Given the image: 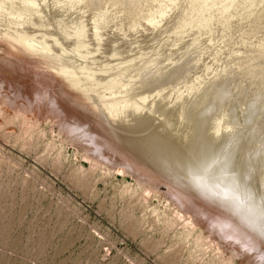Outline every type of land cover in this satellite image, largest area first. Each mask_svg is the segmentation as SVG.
Instances as JSON below:
<instances>
[{
	"label": "rangeland",
	"instance_id": "374dc122",
	"mask_svg": "<svg viewBox=\"0 0 264 264\" xmlns=\"http://www.w3.org/2000/svg\"><path fill=\"white\" fill-rule=\"evenodd\" d=\"M31 1H33V0H31ZM34 1H36V0H34ZM37 1L39 2L37 4H42V2H40L39 0H37ZM41 1H43V0H41ZM49 1L50 0H44L45 3H43V4H47ZM72 1L73 0H68L67 2H72ZM77 1L78 0L73 1V2H75L73 4H75V5L78 4L77 6L74 5L77 12L75 11V9L74 10L71 9L72 12H70L71 11L70 10L67 12V14L64 13V15H63V13L62 14L58 13V14H60L61 17L56 14L58 20L56 19L54 21L58 22L59 19L62 17L63 18L61 20L62 21H63V19L65 20V18L69 14V12L72 13V15L69 14L71 17L68 16V18L65 21H63V22L61 21L62 22V23H60L61 25L58 24L59 22L57 23V22H54L53 20H51L52 23L54 22V24H52V26H50V27H52V29L49 26H47V27L44 26L46 29L50 28V30L53 32H51L49 30H48L49 32L47 30L44 31L45 28L44 29L39 28L40 29L39 30L37 28L33 29L35 27H33V28L31 27V29H30L29 26L26 27L25 25H24L25 27H23L22 29H20L21 26H19V27L14 26L15 29H13L14 27H12L11 29L14 31V32L11 31L12 33L10 32L11 29L9 30V35H11L13 33L18 34V35L13 34L10 36V37L15 36V38H16V35L18 36L17 38H20L19 35L23 36V33H24V36L26 37L25 32H27L26 34H28L29 36L27 35L26 38H28L29 40L32 39V40H30L31 44L33 43L32 46L33 45L35 46L36 42L41 37H42V39H44V37H45L44 41L43 40H40V41H42V43L44 44L42 46L43 49H45V47H47V49L49 48L48 49L49 55H47V58H48V56H50L49 57L50 59L48 58L49 61H47V59H45V58H44V60H43V58H42V60L40 58H39L40 60H35V59H38L37 54L40 52L39 51V50H41L40 48H42L39 46V45H42L40 43V41H39L40 44L36 45V47L38 46L37 48L39 50L36 49V47H33L34 50L36 51L35 54L37 57L34 56L35 54L34 55L32 54L34 57H32L31 54H30L31 56L28 55V56H30V57H28L25 54H23L22 50H19L18 52H15V53H12L10 51L9 47H6V46L1 47L0 46V65L3 62L2 65H8L10 67V70H9L10 73L11 74L14 73L13 76L11 75V77H13V78H11L9 75L7 77L11 78V79H8L6 77V74L9 72L7 70L8 68L7 69L3 68V70L6 69L8 72L1 71L2 69H0V74L3 75L6 72L4 77L7 79H5V80H7V81L10 80L7 83L3 79L4 77L0 75V77H1L0 78V89H1V91H0V264H264V252H263L264 248H262V247H264V228H263L264 226L262 225L261 222H258L261 220L260 219L261 217H263V219H264V216H263L264 202L262 205V201H264V200L261 198V192L262 191L264 192V189L261 190V187H262V185L264 186V183L261 184V186H259L260 183L262 182L260 180L264 179V172L261 174V172L264 171L263 170L264 168H262L261 171L257 170V169H260V167H262V164L264 165V163H263L264 162V159H263V157H264V147H263L264 146V116H263L264 115V109H263L264 108V102H263L264 101V99H263V97H264V76H263L264 71L262 70V68L264 67V64H263L264 63V56H262L263 53H261V52L260 53L262 55L260 56V54H259V49L263 50L262 47L264 48V46H262L263 44H261V46H262L261 48L259 47L257 49V47L260 45V43L264 42V16L261 17V18H263L261 20L255 19V22L253 20L247 24H243L242 25V27L244 26L243 29H242V27H238L239 31H237L238 29H236L237 27L234 25V22L233 23L231 22L233 19H231V21L228 24H226V26L225 25H223V26L218 25V23H219L218 22V18H219L218 16L220 15L218 11L220 9L215 8V10H218V11L213 10V13H214V11L217 12V13H215V15L212 14L211 9H210V12L212 15L211 17H213V16H215V17L213 19L208 18V16L210 15V12H207V15H205L204 12L206 13V11H207L206 7L208 8L211 6H207V5L202 6V7L205 6L204 7L205 9L203 11L202 7H200L202 9L201 10L197 6H192V7L188 6L187 3H185V6H184V1H182L183 2L182 4H179V3H181L180 0H179V2L177 0H175V3L177 4L176 6L172 4L174 2H171L170 4H172V5H169V3L165 4L161 0H160L161 2L159 0H157V1L156 0H153V1L152 0H142V1L141 0H133V1H130V3H128V1L125 2V0H103V1L102 0H90V1L86 0L87 1L86 3L89 4V5L86 4L87 5V7H86L84 4L85 0H79V1H82V3L84 4L83 5L81 3L82 4L81 6L82 7L85 6V8H82L80 6L79 2H77ZM92 1H93V3H92ZM216 1L218 2V1H222V0H216ZM76 2H77V4H76ZM127 3H128V5H127ZM94 4H96V6ZM263 6H264V4H263ZM77 7L82 8L81 11H79V12H82V11L83 12L79 13L78 10H80V9H77ZM94 7H96V8H94ZM178 7H180V8H178ZM88 8H90V9H88ZM142 8H143V10H142ZM168 8H169V10L171 8V10L169 11ZM173 8H174V10H173ZM188 8H190L192 13ZM218 8H221V7H218ZM263 8L264 7H262V9ZM126 9H128V10H126ZM73 11L76 12L75 13L76 15L82 14L81 15L82 17L81 16L79 17V15H78L77 18H75L76 15L74 14L75 17L72 18V16H74ZM193 11H194V13H193ZM164 12H166L167 20L169 19V20H174V21H166V23H165L166 27L163 28V32H161L162 31V29H161L160 30L161 33L158 32L159 33L158 35L155 34L156 36H159V38H155V35H153L151 33V31L152 32L154 31L155 28H153V27H155L156 23H157L156 27H159L158 25H161V23L159 21L162 19L159 20L158 18H160V15L162 18V14L164 16ZM221 12L222 11H220V13ZM53 13H54L53 10L51 11L50 9H48L46 11V14H47L46 17H49L48 19H50V17L53 16ZM142 13H144V14H142ZM200 13L205 15V16H203V15L202 16L206 17V20L208 19L206 22L209 21L208 23H210L209 25L206 22L204 24V21H205L204 18H203V22H202L203 25L200 23L202 25V28L205 27L206 25H207V27L210 26L209 28H207V31H210L209 34H207V36H204L202 38L198 37L199 36L198 31H200V30H196V28H198L200 26V24H197V23L202 20V18L200 19L201 15L197 16L196 14L199 15ZM157 14H159V15H157ZM182 14H184V15H182ZM156 15H157V17L158 16L159 17L157 18ZM172 15H173V17H171ZM191 15H193V16H191ZM148 16H151L152 18L150 17L151 19H149ZM176 16H177V18H176ZM185 16L187 17L186 19H185ZM120 17H121V19H120ZM194 17H195V19L200 20L198 22H197V20H195L197 23L194 22L195 25L196 24L198 25V27L193 25L194 24L193 23L192 25L194 27L192 25L191 26L195 29L191 28L188 32H186V34L183 33L182 31H181L182 33L178 32L179 34L181 33V35L184 34V36H181V42H180V38H178L180 36H178L179 34L177 33V31L179 30L178 25L180 26L182 23L186 22L187 20H191ZM53 18L54 19L56 18L55 15L52 17V19ZM70 18L73 21H75L77 28H74V27H76V25L73 24V21H70L71 20ZM86 18H87V20H86ZM95 18L98 22H96ZM99 18H101V19H99ZM144 18H145V20H144ZM163 18H166V17H163ZM220 18H221V16H220ZM139 19H140V21H139ZM80 20H82L83 23H81ZM153 20H155V21L158 20V21L155 22ZM164 20L165 19H163L162 22H165ZM212 20L217 25L215 23L213 24ZM257 20H259L258 21L259 24H258V22H256ZM4 21H6V20H4ZM7 21L4 24L10 23V22L7 23ZM77 21H78V24L80 21L79 25L77 24ZM113 21L117 22V24L121 28L119 27V29H117L116 28V27H118L117 24L115 27H113V29L111 27H109V25L111 23L113 24ZM3 22H2V24L0 23L1 26L3 25ZM91 22H93V23H91ZM100 22H101V24H100ZM120 22H121V24H120ZM135 22H137V23H135ZM153 23H155V24H153ZM256 23H257V25H255ZM56 24H57V26H56ZM133 24H134V26H133ZM146 24H148V25H146ZM53 25H55L56 29H54L55 27ZM84 25H86L88 28ZM149 25H150V27H149ZM254 25H255V27H259L260 29L254 28ZM1 26H0V31L4 29L3 26L6 27L7 25L6 26L3 25L2 27ZM62 26L65 27V28L63 27L64 28L63 31L67 32V33L66 32L64 33L66 35H64L62 33ZM83 26L86 28H84ZM132 26L135 29H133ZM143 26H145V27H143ZM78 27L82 31L84 29V31L82 32L80 29H78ZM94 27H95V29H94ZM107 27L109 29L111 28V30L109 31V29H107ZM175 27H177V28H175ZM232 27H234V28H232ZM252 27L254 29H257L259 32L253 31ZM27 28H29V29H27ZM58 28H59L60 32L58 31ZM115 28L117 29V31L114 30ZM129 28L131 31L129 30ZM172 28L178 29V30H174ZM240 28H241V30H240ZM244 28H245V30H244ZM23 29L28 30V31L22 32L21 30H23ZM72 29H73L74 33H72V34L70 33L71 37H69L68 33L72 32L71 31ZM74 29H76V30H74ZM224 29H226V30H224ZM17 30H19L20 34L18 32H16ZM37 30H39V31H37ZM67 30H69V31H67ZM78 30L80 32H78ZM123 30H124V32H123ZM194 30L196 32L195 34H194ZM228 30L231 31V34L233 33L232 37H231V34L229 33ZM56 31H57V33H56ZM86 31H88L89 33ZM93 31H95V33ZM126 31L127 32L129 31V32L127 33ZM190 31H192V32H190ZM224 31L226 32V35H224V33H225ZM235 31H237V33ZM58 32H59V34H58ZM77 32L80 34L85 32L86 36H84L85 38L83 37V39H85V40H86V38H88L87 36L90 34L91 35L89 37L93 36L92 37L93 39L98 40V42L96 41V43H98V44L92 45L95 43V40L92 39L93 40V42H92V40L90 38H88L91 41L87 42V40H86V42L84 41L85 42L84 43L83 39H82L81 42H83L85 45V46H83V50L85 49V51H83L84 54L82 55V56L85 55L83 58H85V57H87L86 59H88L89 57L93 58L96 56L95 54L99 53L98 54L99 59L97 58L98 61L96 59V57L98 55L95 57V60H94L95 62L97 61L96 64L94 63V66H96V67H92L93 65L89 66L88 64H87L88 66H85V64H83L84 66H80V69H81V67H83L84 69L82 68L83 70L81 69V71L79 69L75 70L77 73H82V71H84L83 73H85V71L87 72V70L90 67H91L90 70L93 69L92 71H94V70L98 71L100 68L105 70L106 66L108 68L107 71L111 70L109 68H112V69L115 68V69H113V71L118 72L120 70L119 69L116 70L115 66H117V68H118L119 63H120L119 65H121L120 67H122V65L124 63L125 64L123 66H125V65L127 66L130 63L129 61L132 60L131 62L133 64V66H130L129 69H127L128 68L127 67L126 68L127 70L124 69L125 71L123 70L126 75L124 73H122L123 71H120L124 75L123 76L119 75V79H120V76H122L123 78L128 76L126 78L128 79V81L130 83V80L131 79L133 80L135 77V79L133 80L134 82H132V80H131V83H130L131 86L133 85L134 87H131L129 83H127V86L129 85V87H126V85H124V86L121 85L123 83L120 84L122 86V87H120V85L118 84V83H120V82H118L119 79H117L118 77L114 78L115 74L113 72V74H114L113 75L112 71H110L111 74L113 75V76L110 75V77L112 76V78H113V79L110 78L111 80L109 78L107 79V77H106V76H109L110 72H108V74L105 77L104 76L102 77L101 75L94 77V78H96V80L95 81L92 80L93 82H90V83L95 84L94 82H96V86L98 88L95 85L90 86V85H92V84H90L89 87H87V88H89V90H88V89H84V88H86V86H84V88L79 87V85H80L79 83H77V84H79L78 86L75 85L76 82L75 83L73 82V86H70V85L68 86L67 84L65 85L64 83H62L58 79V77H57L58 75H56V73L61 72L59 74H62L64 72H66L67 70H69L68 67H70V65H68V64H70L73 57H71L72 56L71 55L72 49H70V47L72 46V41L68 42L69 41L68 39L69 38H70V40L73 39V45L76 42L78 43V36L80 34H77ZM227 32H228V34H227ZM45 33H47V34L45 35ZM49 33H50V36L48 35ZM175 33H177L178 35ZM56 34H58V35L62 34V35H60V37L64 35V37H66V38L68 37V39L66 40L64 37H62L65 39V41L63 42L64 44H63L61 42L64 39L60 38ZM130 34H132V35H130ZM143 34H145V35L143 36ZM161 34H163V35H161ZM107 35H109V36H107ZM152 35H153V37H152ZM251 35L253 36V38ZM24 36H23V38H24ZM95 36H96V38H95ZM220 36L224 37L223 40H222V37L220 38ZM226 36H228V38ZM57 37H59V38H57ZM98 37H100V38H98ZM151 37L155 38V41H154V39L152 40ZM54 38L56 40H54ZM74 38H75V40H74ZM109 38H110V41H109ZM118 38H120V41ZM177 38H178V40H177ZM182 38L184 40H182ZM188 38H189V40L187 41ZM244 38H246L247 40H245ZM25 39H23V40L27 44L29 42V40H27V39L25 40ZM105 39H107V40H105ZM195 39H197V40H195ZM58 41H60V44L58 43ZM186 41H187V43H186ZM247 41L248 42L249 41L250 42L255 41L256 43L251 42L252 43L251 44L250 42L248 43ZM137 42L139 45V49H135V48H137L138 45H135L136 47L134 46V48L131 47V44L133 45V44H136ZM141 42H142V44H141ZM177 42H180V43H177ZM53 43H56L57 46ZM86 43H88V44L90 43V44L88 45ZM183 43H186V44H183ZM213 43H215V44H213ZM49 44L55 45L56 47H48V46H50ZM107 44H109V45L107 46ZM253 44H255V45L253 46ZM256 44H258V46ZM68 45H70V46H68ZM169 45H170V47H169ZM224 45L225 46L227 45V46L225 47ZM246 45H248V46L250 45L249 48ZM76 46L77 45L75 44V46H72V47H76ZM92 46H93V48H92ZM118 46H119V48H118ZM215 46H217V47H215ZM130 47L132 48V52H131V50H129V49H131ZM210 47L215 48V49L212 50ZM50 48L54 52L53 51L51 52ZM54 48H56V49L54 50ZM134 49H135V52H134ZM37 50L39 52H37ZM62 50L63 51L68 50L69 52L65 53L66 52L65 51L62 53ZM108 50H109V52H108ZM137 50H139L140 52ZM129 51L131 52L130 53L131 55L128 54ZM200 51H201V53H200ZM204 51H206V52H204ZM207 51H211L209 54H211L212 56L211 55L207 56L208 55ZM59 52L61 53V55H59L60 54ZM169 52H171V54H172L171 55V57H172L171 61L166 59L168 55L170 57ZM53 53H54V55H53ZM69 53H70V55H68ZM166 53H167V55H166ZM204 53H207L206 56L202 55ZM12 54H14V55H12ZM115 54L118 56H116ZM17 55L19 56V58L17 57ZM57 55L62 56L63 59L66 58V59H64V61H63V59L61 60L63 63H60V66L61 65L62 66L57 68L58 71L55 69L53 70L52 64L51 63L49 64V62H51L50 60L53 56H55V58L59 57ZM65 56H67V57H65ZM137 56L139 58H137ZM218 56H222V57H218ZM258 56H260V57H258ZM261 57H263V59ZM114 58H117V59H114ZM134 58H135V60H134ZM12 59H13V61H12ZM52 59H54V57ZM126 59L129 61H127ZM156 60L158 62H156ZM173 60H174V62H173ZM169 61L171 62V64ZM103 62H105L104 64L106 65V66L104 65L105 66L104 68H102ZM126 62H127V64H126ZM163 62L165 65H167L166 69H165V67H163L164 66ZM180 62L181 63L184 62V63L181 65ZM45 63H47V64H45ZM179 63L181 65L182 69L179 67L180 66ZM107 64H109V65H107ZM132 64L130 63V65H132ZM142 64H143V66H142ZM147 64H149L151 67ZM18 65H19V67H18ZM113 65H115V66H113ZM136 66H140V67H136ZM141 66H142V68H141ZM148 66L150 67V69L153 66L154 67L160 66V68L157 69V68L153 67V69H151L152 70V72H151L150 69H149L150 71L148 69H147L148 71L146 70V68H149ZM173 66H175V68H177V70ZM258 66H259V68H258ZM0 67L2 68V66H0ZM85 67H86V69H85ZM135 67L139 68L141 71L134 69ZM162 67H163V70L161 69ZM16 68H19V69H16ZM178 68H180L181 70L179 69V71H178ZM15 69L17 70V72ZM61 69H62V71H61ZM143 69H145L144 70L145 72L142 71ZM164 69H165L166 74L165 73L162 74L160 71V70L164 71ZM169 69L171 72L169 71ZM171 69H174V71L176 70V73L174 74V71H172ZM246 69L248 70L247 74L245 72ZM90 70H88V71H90ZM128 70L130 73L127 72ZM134 70H135V76H133V78H132V75L130 76V74L134 75ZM154 70H156V72ZM157 70L159 72H157ZM136 71H139L140 73L136 72ZM167 71L169 72L168 73L169 76H167ZM219 71H220V74H219ZM225 71L226 72L228 71L227 73H229L230 76ZM242 71H243V73H242ZM50 72H51V74H50ZM120 72L118 74H121ZM142 72H144V73L142 74ZM203 72H205V73H203ZM223 72H225V73H223ZM253 72H255V73H253ZM128 73H129V75H127ZM146 73L147 74L150 73V77H149V74L147 75ZM152 73H154V75ZM158 73L165 75L166 78H164L165 76H162L161 74H160L161 77H159L160 75L159 76L156 75ZM244 73L246 74L245 76H244ZM118 74L116 76H118ZM176 74H177V76H174ZM213 74H214V77H213ZM217 74H219V75H221V74L226 75L227 74V76L225 77V75H224V78H223V75L220 76V77H222L221 78L222 81H221V80H219V78H218L219 75H217ZM259 74H261V75H259ZM138 75H139V77H138ZM155 75H156V77H155ZM255 75L259 78H257ZM129 76L131 79H129ZM151 76L153 79L151 78ZM157 76L159 79L162 78V80L161 79L160 80L163 82H161L157 78ZM122 77H121V79L123 80ZM126 78H125V81L123 80L125 82L124 84H126ZM137 78H138V81H137ZM146 78H148V79L145 81ZM202 78H203V80H202ZM239 78H240V80H239ZM106 79H107L106 82L107 83L109 82L108 84H106V82H105ZM206 79H208V80H206ZM214 79H216V80H214ZM2 80H4L5 82ZM122 80H120V81H122ZM135 80H136V83H135ZM140 80H143V81L141 82ZM149 80H152L150 82H153V84L156 81H158L159 83L156 82L157 85L155 84L152 87H149V84L147 83V82H149ZM209 80H211V81H209ZM259 80L261 83L260 82L257 83ZM2 82H4V83H2ZM137 82H138V85H137ZM203 82L206 84L204 85ZM208 82L209 83L211 82V84H209ZM97 83H100V84H98L99 86L97 85ZM102 83H103V85H102ZM104 83H105V85H104ZM143 83H147V84L145 85ZM200 83H203V84L200 85ZM53 84L55 85V88H54ZM82 84L83 83H81L80 86L84 85V84L83 85ZM115 84L120 89H118L117 86L115 87ZM214 84H215V87H214ZM226 84H228V85H226ZM100 85H101V87H100ZM107 85H109L110 87ZM143 85L146 86V89L143 87ZM197 85L199 87L202 85H203L202 87L205 86L204 91L199 90L198 89L199 87ZM51 86H53V87H51ZM195 86H197V87L195 88ZM13 87H14V89H13ZM71 87H73L72 90H71ZM108 87L111 89H116V90H112V92L114 91V94L116 93L115 97L113 95H111V93H112V92L110 93L111 89L109 91ZM125 87L129 88L128 90H130V91H128L127 89H123ZM202 87H200V89L203 90ZM33 88H34V90H33ZM35 88H39V90L35 89ZM78 88H80V89L77 90ZM99 88H101L100 89L101 91H98ZM188 88L189 89L191 88L192 90H194V88L197 89V94L200 92V95L202 97H203L202 93L204 92L203 94L206 95L207 98H206V96H204L203 100H201L200 99L201 96L198 94L200 96L199 100L197 98H195V101H193V102L194 103L196 102V104H197V102L200 101L201 106L206 105V108H209L210 106H213V104H215V103L212 104L211 100H210L211 103H210V101H206V100H209L208 98L213 100V98L216 97L215 98L216 100L214 99L213 102L216 101L217 103L219 102V104L221 102L224 105L227 103L224 106L225 108L227 106V110H225V108L222 107L223 106L222 104H220L222 108H220V105L218 104L219 109L217 111H215V109H216L215 105L217 103L213 106L215 109L212 107L213 108L212 110H214L216 113V114L215 113L214 114L217 115V116L214 115V118H213V115H210L212 118L208 117V113H209L211 108H209L207 110L208 112L206 111L207 117L212 119V120H209L206 117L207 118L206 120L210 121V122L208 121L209 124L212 122L214 123L213 126L210 124L211 125L210 128H212V127L214 128L215 124L217 123L216 124L217 127H219V128L221 127L223 130L225 129V131H226V128H227V130L229 129L228 130L229 132L224 131L223 139L221 140L222 142L225 143V141H224V139L226 138L225 135L232 132V130H234L233 133L229 134V135H232L231 137H233V134H235V133H236V135H237V133L240 134L239 132L242 131L243 129L246 132L243 131L242 132L243 134L241 133L242 134L241 136L237 135V136H239V137H236L237 139L235 137H233V139L235 138V140H231L232 138H230L231 143L232 142L236 143L235 142L236 140L240 141L241 140L240 138L242 136H244L245 133L246 134L249 133L248 134L249 139L248 138L245 139L244 137H242V140H244V141L246 140L247 142H244L242 140L241 141L243 143H245V144L247 143V144L244 146L242 145L243 147L241 146V149H238V146L241 145L242 142L240 141L241 144L239 143V145L236 143L235 145L236 146L238 145V146H237V148H235V147H233L234 143L233 144L229 143L230 140L228 137H230V136L228 135L227 136L228 140L226 142V145H227V143H229V145L225 146L223 144L224 146L223 145L221 146V143L219 142L218 143L219 147L217 145L218 150L220 149V147H223V148H221L220 151H218V152H217V150L213 151V153L215 154L213 159H215V158L216 159L218 158V159L216 161L211 159L210 162L213 163V161H215L218 164V166L220 165V167L223 165L221 163L226 162V163H224V165L225 164L226 165L225 166L223 165L225 168L222 167L223 172L226 171V169L229 170L231 168L230 164L233 165L234 162H236L234 164L236 165L237 168L240 165H244V164L248 165V167L246 165H244L246 167V169L248 168L247 170H245V168L242 166H241V168L239 167L240 169H236L235 166H232L233 176H234V173H236L237 171L242 173L241 174L238 172V175L239 174H241V175H239V176L236 175V176H234V178H232L233 181L235 180L234 182L238 183L240 181V183H238V184L232 182L233 183V187H232L233 189L235 186V189L233 190L234 194H236V192H235V190L237 188L236 184L237 185H239V184L241 185L242 183L246 184L245 182H250V180H253L252 176H254L253 173L255 171H256L255 172L256 175L254 176V179L257 178L256 176H257V172H258V175H260V177L258 176L260 183L257 181V179H255V181L254 180L253 181L256 184L258 183L259 185L254 184L255 186H252V181L250 182L251 184L248 183L247 187H249V189L246 187V185H245V187H246V189H245L244 184L241 186L239 185L241 187V189L239 190L238 188H240V187H238L236 191L239 190L241 193H244V194H242L243 196L240 197L241 196L240 192L239 193L237 192V194L238 195L240 194V195H239V197L237 196V198L234 197L236 199L232 203L234 205L233 209L226 206L227 203L222 198H220V197L217 198L216 196H215V198H213V196L211 195V194H215L216 190L219 191V186L221 183L219 181V179L221 180V178L216 180L217 183L214 182L215 184H213V185L203 187V189L199 188L198 191H196L195 196L201 200H207L208 198H210L211 203H214L219 207L227 209L228 212L230 213V215L233 216V219L236 222L241 223V221H243L242 225H240V227H238L239 231L241 233H243V231L245 233V230H247L245 234H247L248 238H250L252 240H254V239L258 240L260 238L261 241L263 240V242H262L263 244L260 243L259 246L256 245L258 247H256V246L253 247L254 249H252V251H251V249L246 250V248H245V246H247L250 242L242 241L241 243L240 242L237 243L233 240V238L231 239L229 236L223 235V232L221 229H219V230L213 229L212 230V227H211L212 221H213L212 219H213V217H215V213L210 212L211 210L206 209L207 210L206 211L207 216H205V217L202 216L199 218L196 215L195 211H193L192 208H190L189 206L186 205V202H187V200H189V196H190V190H189L190 187L188 185H185L183 187L184 188L183 190H179V192L182 193L181 198H178L176 196L173 197L171 195L172 190H175V187L177 185H179L180 181H182V179L180 180V179H176V178L171 177L172 173L175 172L174 171V165H172L175 162H173L169 166V164L163 163L164 161L162 162L158 158V155H157L158 152L157 151H154L155 155H157V157H156L153 155L154 152L151 150L152 149V147L150 146L151 141L149 140V142H148V139H151V137H152V133H151L152 130L149 127V126H151V123H150L149 117H147V115H149L151 112V115H149V116H153L154 118L156 117V119H158V117L160 116V113L158 112L157 114H159V115H157V114L155 115V113L157 112L155 110L157 108V106L161 105L163 103L162 101H164V100H165V102H169V103H171V102L176 103V102L181 101V99L183 98L182 96H184L186 94L185 92L192 91V90H189ZM220 88H222L224 93H222L223 92L222 91V92H220L221 94H219ZM259 88H260V90H258ZM81 89L83 91L85 90L84 95H83V91ZM95 89H97V90H95ZM117 89L119 91H122V92L124 91L123 93L120 92L123 94V96L125 95V92L127 90V92H128V95L126 92L127 97L124 96L122 98L121 94H119L120 95V97H119V95L117 94ZM121 89H123V90H121ZM43 90L44 91L46 90L47 92L46 91L44 92ZM92 90L95 91L94 95H93L94 91L92 92ZM87 91H89V92H87ZM119 91H118V93H119ZM194 91H196V90H194ZM249 91H251V93ZM60 93H61V95H60ZM107 93L108 94L110 93L111 96L108 95ZM217 93H218V95H217ZM85 94H87V96ZM98 94H100V95L98 96ZM102 94L106 98H104V96ZM58 95H60V98L62 96H64L65 98L67 97V98L71 99L72 103L70 102V100L68 101L66 99L68 102H70V106L74 103L82 104L86 108L85 114L89 117L94 118L93 119L94 127L95 126L96 127L101 126V124L103 123L106 127V130L111 129V131L107 130V133L105 135L106 137L109 136L110 138H115V139L116 138L125 139V136L130 135L133 139L135 138L134 139L135 141H136V139H138V142H140L139 144H141L142 147L145 144V146L143 147L144 149L141 148V146H140V148H137V146H139L138 142L137 141L133 142L132 138L129 139L131 141L130 147H132V149L135 150L134 152H135L137 158L138 157L140 158V156H141V158H140L141 165L144 164L143 167L145 169L150 170L153 177H150V178L146 177L140 171L136 170L135 167H133V166L130 167L128 165V164H130V162H128L129 160H126V159H122V160L117 159L116 160V158H114V160H113V157L111 159V155H109L110 153H103L100 156L98 155L99 157H96L97 154L93 152V144L90 142L88 144H86L85 146L83 143L76 142V140L74 139V136L71 135L70 132L68 133L69 135L66 133L69 131L71 126H69L70 128H67L68 126L66 127L65 121L67 122V125H68L69 124L68 121L70 120L71 116H72V119H74V116H76L75 117L76 120L74 119L76 122L80 118H78L77 115H74L77 113H71V112L69 113L67 111L69 104L67 102H65L66 100H64L65 99L64 97L61 98V99L64 98L63 99L64 101L62 100L63 101V103H62V101L58 97ZM219 95L222 97H219ZM254 95H256L255 97L257 98L255 100L253 97ZM117 96L119 99L122 98V100L121 99L118 100ZM197 96L195 95L194 97H197ZM260 96H261V99H260ZM57 97L60 99V102L58 101ZM125 97H126V99H125ZM218 97L220 98V100L225 98L226 103L223 102L224 100L220 101ZM249 97H251L253 99V101ZM101 98H104L105 100H103V99L101 100ZM112 98H114L117 101L113 100ZM133 98L137 99L138 102L141 99H144L145 101L142 100L143 104H141V102H140V105H138V107L136 108V106L133 104V103H135L133 101L134 100ZM204 98H206L205 101H204ZM98 99H99V101H98ZM123 99H125V104H127L126 102H128V104L130 103L129 104L130 107H127L129 111L131 110V104H132L133 109L130 111L131 113H133L132 111H135V108L138 111V108L142 105V107H141L142 112H141L140 108H139V112H141L140 118H142V114H143L144 120L142 119V121H140L138 123L139 124L138 128H141V123H142V128H143V126L145 127V125L149 123L148 127H149L150 131H148L149 129L146 128L149 133L145 132L146 131L145 128H143L141 130H139L137 128V130L140 131V135L130 133L131 131L129 132V130H127L128 127H129L128 129L131 130V128L133 126L130 124L133 123V125H134L135 122L129 121L130 124L127 123V125H130V126H128V127H127V125H125L126 119L130 118L131 113L125 109L126 108L125 104H124L125 106L123 105V107H125V108L124 109L122 108V110H119V109H121V106H122L121 104H123V102H124ZM130 99H131V101H130ZM262 99H263V101H262ZM82 100H84V101H82ZM107 100H110V101L108 102ZM156 100H158V102L161 101L162 103L161 102L158 103ZM175 100H178V101H175ZM189 100L191 101V104H192V105L191 104L190 105L192 107L194 105V107H195L196 104H193V102H192V100H194L193 97H191ZM247 100H249V101H247ZM100 101H102L103 103ZM137 101H136V103H138ZM190 101H188V102L190 103ZM254 101H255V105L253 104ZM260 101H262V102H260ZM96 102H99V103L97 104ZM104 102L106 104L109 103V104H107V107H108V105H113V108H111L112 113L114 111H116L117 108H119L116 111L117 113L119 111L122 112L123 110H126V111H124L123 115L121 112H119L121 115L120 118H122L126 115L125 112L126 113L129 112V115L127 116L129 118H127L125 116V119H121V120H123L121 123L120 118H117L118 116H120L119 113H118V115L116 112L113 114L110 113L108 111L110 106H109V108H107L106 104L104 105ZM120 102H122V103H120ZM202 102H209L210 103L209 107H207L208 104H206V103L204 104ZM228 102H232V105L237 104L235 106L234 105L232 106L230 104L231 107H235V109H237V107H239V108L237 110H235L234 108H231L230 105L228 104ZM66 103L68 106L66 105ZM84 103L87 105L85 106ZM189 103H187L188 106H189ZM262 103H263V107L261 106L259 108V110L263 109V110H260V111H263V113L261 112V115H260L259 114L260 111L258 110V106H259V104L262 105ZM99 104H101V105H99ZM116 104H120L121 106L118 107V105H116ZM257 104H258V106H256ZM92 105H93V107H92ZM103 105L106 109H104V108L102 109L101 106H103ZM146 105L149 108H147ZM187 105H186V107H187ZM228 105L231 109H234V113L237 112L236 115L237 114H244L245 112H246L245 115L246 114L247 115L246 116L245 115H237V119H236V115L234 113H233V116H231L233 110L229 109ZM247 105H248V107H247ZM62 106H63V108H62ZM114 106H115V108H114ZM191 106L187 107V109H186L188 111V113L190 112L189 116L187 115L188 113H185V117L182 116V119L186 120L185 121V120L181 119L182 123L189 125L188 119H191V118L193 119V117H195V120L200 121V120H202V115H200V114L203 112V118H204V115H206V113H204V111L206 109H204V111H202L204 108L203 106H202V108L198 107L199 109H202L201 111L199 110L200 113H199V111L197 112L198 108L195 109L194 107H193V111L195 110L194 112L189 111L188 109H190ZM199 106H200V104H199ZM240 106L243 108L241 109ZM249 106H251V107H249ZM36 107H37V109H36ZM96 107L98 110L95 109ZM253 107L254 108L257 107V110L259 112L256 109H254ZM145 108L149 109V111ZM248 108H249V110H248ZM101 109L105 113L102 112ZM223 109L226 112H228V109H229V111L231 110L232 111V112L230 111L231 114L228 112L230 114V116H229V114L225 113V111ZM154 110H155V113H154ZM190 110H192V109H190ZM107 111H108L107 117L109 115V117L111 118L113 115V118H112L113 122L115 121L116 118L119 119L120 121L117 120L118 122L116 121L115 124H112L113 122L110 119V122H111V124H110L109 117L106 120L104 119V116L106 118L105 114L107 113ZM251 111H252V113H251ZM255 111H257V112H255ZM147 112H149V113H147ZM192 113L193 114L199 113V114L193 115ZM210 113L212 114V112H210ZM254 113H258V114L256 115ZM91 114L93 116H91ZM114 114L116 115V118H114L115 117ZM223 114H227L226 117L228 116V119H224L225 115H223ZM78 116L81 117V115H79V114H78ZM238 116H239V118H238ZM240 116L243 118H241ZM256 116H258L259 118L261 117V118L259 119L257 117L258 118V121H257ZM262 116H263V118H262ZM98 117H99V119H98ZM245 118H247V119L245 120ZM249 118H254V119H252L253 120L252 122L256 121L257 125L255 123H252L253 124L252 125L250 123L251 119L249 120ZM255 118H256V120H255ZM72 119L70 120L71 121L70 123L72 125H74L76 122L75 123L73 122L74 123L73 124L72 121H74V120H72ZM145 119L147 120V122L145 121ZM242 119L244 121H242ZM227 120H229V121L231 120V123H229V122L227 123L226 122ZM237 120H239V121H237ZM259 120H260V123H259ZM192 121L193 120L190 121L191 126L194 124V123L192 124ZM127 122H128V120H127ZM145 122H146V124H145ZM224 122H226V123L224 124ZM245 122H247L245 124L247 126L245 127V125H244L243 126L244 128L242 129L241 124H244ZM117 123H120V124L125 123L124 124L125 127H123L124 125L123 126L120 124L118 125ZM248 123L250 125H252V127L249 126ZM63 124H65V125L63 126ZM143 124H145V125H143ZM227 124H229V125H227ZM231 124H233V125H231ZM239 124H240L241 128L238 127ZM226 125H227V127H226ZM91 126H92V124H91ZM120 126L123 127L124 129L126 127L127 128L124 130L123 128H120ZM94 127H92L91 129H94ZM194 128H195V126H194ZM239 128H240V131H239ZM245 128H248L247 130H249V131L247 132V130ZM116 129H117V131H116ZM121 129H123L127 133ZM133 129H134V131L133 130L132 131L135 132L136 127H133ZM65 130H67V131H65ZM139 131H137V132L139 133ZM193 131H196V128ZM143 133H144V135H143ZM131 134H133V135H131ZM114 135H115V137H114ZM145 135L148 137H146ZM96 136L94 135L95 138L99 137V136L98 137H96ZM139 136L142 138H139ZM143 136H144V138H143ZM126 138H128V137H126ZM73 139H74V141H73ZM140 140H143V141H140ZM144 140H145V143H143ZM141 142L143 143V145ZM146 142L149 143L148 146H147ZM135 143H137L138 145ZM254 144H256L258 147L261 145V147H259V150H257V152L258 151H260V152L257 153L255 151L256 145H254ZM262 144H263V146H262ZM230 146H232L233 149L235 148L237 151L242 150L244 148L243 150H246L247 153H245L243 151H240V152H243L244 155H246V156L244 157L243 153L239 152V154L243 156L242 159H240L241 157L238 156L239 154L237 153L236 150H235V152L238 155H236V153L232 154L231 151H233V149L231 150ZM245 146H246V149H245ZM251 147L252 148L254 147V149H252ZM250 148L252 149V151L254 150V152H256L258 154V155L257 154L256 155H257V157H260L259 158L260 160L263 159L262 160L263 162L259 161L260 165H257L258 168L256 167V163L258 162L259 159L256 157L258 159L257 162L255 163V161H253L254 163L252 164L251 158H252V156H253V158L255 156L253 155L254 152H252L251 150H249V151L251 153L250 155H252V156L249 155V151L247 149H250ZM260 148H262L263 150ZM229 149L231 150V151H229L230 153L226 152ZM222 150H223V152H222ZM143 151H144V153H143ZM136 152H138V153H136ZM150 153H152V154H150ZM218 153H219V155H218ZM223 153H224V156L226 155V157H224L222 155ZM228 153H229V155H231L230 157H233L234 155H236L237 159L239 158L238 161L241 160V163H242L243 158H244V160H248V162L245 161L246 163L243 162V164L240 163V165H239V163L236 160H234L233 163H229V161L227 162V160H229V158H230L229 156H227ZM152 155H153V157H152ZM146 157H147V159H146ZM153 158H155V159H153ZM156 159H159V160H156ZM221 159H223V160H221ZM230 159L233 160V159H236V157L234 156V158H230ZM143 160L145 163H142ZM231 160H230V162H231ZM249 160L251 162H249ZM120 161H122V162H120ZM197 161H195V162H197ZM195 162H193V163L195 164ZM200 162L202 163V161H198L199 165L197 163H196L197 165H193V163H191L192 166L191 165L190 166L192 168H190V166H189V169H191L189 171H192L193 166H195L194 168H196V169L198 166L200 167L201 166ZM212 163H209V165H206L208 167L207 170H206V168L203 169L206 166H204L202 169L205 170V172L210 171V173H211L212 172V166H213V164H215V163H213V164ZM210 164H212V165H210ZM203 165H205V164H203ZM229 166H230V168H229ZM254 166H255V168H254ZM132 167L135 168L134 170L136 172H134ZM242 169H243V172H242ZM156 170L160 171L161 174L166 175L168 177L166 179V181H160L158 179L157 176H162V175L160 173L155 174V173H158ZM185 170H187V169H185ZM234 170H235V172H234ZM203 174L205 175L204 171H203ZM181 175H182L181 177L189 180V177H188V174L186 173V171L181 173ZM208 175H205V179L208 177ZM262 176H263V178H262ZM202 178H204V176ZM202 178H200L201 181H199V182H202ZM192 185L193 184L190 183V186H192ZM249 185L252 186V188H250ZM257 186H259L260 189L257 188ZM208 187H209V189H208ZM242 188L244 189L243 192H242ZM254 188L259 189V190H256ZM247 189L250 191V193L255 190L254 192L256 194L258 191L261 190L260 194L258 193L260 197L258 196V194L251 197V195L255 194V193L253 192L250 194ZM210 190L212 192H210ZM245 194H247V195H245ZM263 195H264V193H262V197L264 198ZM244 196H245V198H244ZM255 196H256V198L259 197L257 201L261 202L260 205L262 207L260 205H258L259 203L254 202V201H256ZM253 197L255 199H254V201H251V200H253ZM182 198H184V199H182ZM238 198H240V199L237 200ZM249 198H251V200ZM236 201H237V203H236ZM248 201H251V203H255V206L256 207L259 206L263 211L262 214H259L260 213L259 210L261 211V209L259 208V210H258V207H257V209L256 208L255 209L258 211L256 212V215H255V210L253 212L252 211L253 208L251 209V212L254 213L255 217L260 215V218L257 221L258 223L255 221L257 217L254 218L253 213L250 212L249 208H251V207L248 208V206H251ZM239 203H242V204H239ZM252 207H254L253 204H252ZM199 208L204 209L202 207H199ZM247 210H248V212H247ZM210 213H212V214L208 215ZM257 213L259 215H257ZM203 217H204V220H202ZM262 222H264V220ZM260 225H261V227H260ZM241 227H242V229H241ZM261 228H263V229H261ZM226 229H224V230H226ZM248 232H250V233H248ZM251 235H253V236H251ZM255 235H256V237H254ZM259 249H260V252L258 251ZM261 249H262V251H261Z\"/></svg>",
	"mask_w": 264,
	"mask_h": 264
},
{
	"label": "bare ground",
	"instance_id": "6f19581e",
	"mask_svg": "<svg viewBox=\"0 0 264 264\" xmlns=\"http://www.w3.org/2000/svg\"><path fill=\"white\" fill-rule=\"evenodd\" d=\"M34 1V0H33ZM31 1V0H0V23L2 24V22L4 21V20H8L7 21V23L8 22H10V23H8V24H4V23H6V21H4L3 22V25H7L6 27H4L3 25V30H1L0 31V46L2 47V46H6V47H9V49H10V51L12 52V53H15V52H18L19 50H22L23 51V54H25L26 56H28V55H34L35 53H36V51L34 50V48L33 47H36V45H38V44H42V45H39L40 47H42L44 44L42 43V41H40V40H43L44 41V39H45V35L47 34V33H45V35L43 36L44 37V39H42V37L36 42V45L34 46H32V44H31V41L30 40H32V39H28V38H26L27 37V35L28 34H26L27 32H25V31H28V30H21L22 32L24 31L25 32V35H26V37L24 36V33H23V36H24V38H23V36L22 35H19V37L20 38H17L18 36V34L17 33H15V34H17L16 35V38H15V36H13V37H10L11 35H13V34H11L12 32H14L11 28L12 27H14V26H21V28L20 29H22L23 27H30V29H31V27L33 28V27H35V28H33V29H39V28H45L44 26H52V24H54V22H57V21H54V20H58V18H57V16H56V14L57 15H59L60 16V14H58V13H63V15H64V13H66L67 14V12L68 11H70L71 9H75V6H77L78 4H77V2H79V4H80V6L83 4L82 3V1H77L76 2V4L77 5H75V4H73V3H75V2H67L66 0H50L47 4H43V3H45L44 2V0L43 1H41V0H39L40 2H42V4H37V3H39L37 0V2L36 1ZM88 1H90V0H88ZM103 1V0H102ZM126 1H128V3H130V1H133V0H125V2ZM142 1V0H141ZM153 1V0H152ZM157 1V0H156ZM160 1V0H159ZM161 1H163L165 4L166 3H169V5H177L176 3H175V0L173 1V0H161ZM160 1V2H161ZM178 2H179V0H177ZM181 1V3H179V4H182L183 2L182 1H184V6H185V3H187L188 4V6H197V7H202L203 5H207V6H211V7H206V13L204 12V14L205 15H207V12H210V9H211V12H212V14L213 15H215V13H217V12H215V11H218V10H215V8L216 9H220L218 12H219V18H218V25H220V26H223V25H225L226 26V24H228L230 21H231V19H233L231 22L233 23L234 22V25L237 27H235L233 24V26L236 28V29H238V27H242V25L243 24H247V23H249V22H251V21H253L254 20V22H255V19H259V20H261V19H263V18H261V17H263L264 16V8L262 9V7H264L263 6V4H264V0H222V1H216V0H180ZM36 2V3H35ZM84 2V1H83ZM87 1L85 0V6L87 7V5H89V4H87L86 3ZM124 2V1H123ZM140 2V1H139ZM146 2V1H145ZM171 2H174V3H172V4H170ZM177 2V3H178ZM82 3V4H81ZM90 3V2H89ZM92 3H93V1H92ZM128 3H127V5H128ZM142 3V2H141ZM83 4V5H84ZM87 4V5H86ZM124 4V3H123ZM126 4V3H125ZM134 4V3H133ZM149 4V3H148ZM75 5V6H74ZM95 6H96V4H94ZM102 5V4H101ZM100 5V6H101ZM138 5V4H137ZM222 5V6H221ZM79 6V7H80ZM85 6L84 7H82V8H85ZM98 6V5H97ZM104 6V5H103ZM152 6V5H151ZM155 6V5H154ZM204 6V7H205ZM74 7V8H73ZM91 7V6H90ZM102 7V6H101ZM123 7V6H122ZM141 7V6H140ZM156 7V6H155ZM165 7V6H164ZM187 7V6H186ZM204 7H202V9H203V11H204ZM218 7H221V8H218ZM82 8H78L77 7V9H80V10H78V12L79 11H81V9ZM92 8V7H91ZM94 8H96V7H94ZM93 8V9H94ZM103 8V7H102ZM154 8V7H153ZM175 8V7H174ZM174 8H173V10H174ZM178 8H180V7H178ZM48 9H50L51 11L53 10L54 11V13H53V16L55 15V19L53 18L52 19V17H50V19H48L49 17H46V11L48 10ZM88 9H90V8H88ZM106 9V8H105ZM131 9V8H130ZM152 9V8H151ZM166 9V8H165ZM177 9V8H176ZM189 10H190V8H188ZM195 9V8H194ZM198 9V8H197ZM201 9V8H200ZM201 9V10H202ZM103 10V9H102ZM126 10H128V9H126ZM125 10V11H126ZM142 10H143V8H142ZM168 10H169V8H168ZM170 10H171V8H170ZM169 10V11H170ZM193 10V9H192ZM200 10V11H201ZM213 10H215L214 11V13H213ZM263 10V11H262ZM75 11L77 12V10L75 9ZM75 11H73V15L76 13ZM99 11V10H98ZM141 11V10H140ZM149 11V10H148ZM162 11V10H161ZM176 11V10H175ZM191 11V10H190ZM198 11V10H197ZM220 11H222L221 13H220ZM70 12H72V10L70 11ZM69 12V14H71L72 15V13H70ZM83 12V11H82ZM82 12H79V13H82ZM138 12V11H137ZM143 12V11H142ZM168 12V11H167ZM180 12V11H179ZM211 12H210V15L208 16V18H211V19H213L215 16H213V17H211L212 15H211ZM86 13V12H85ZM99 13V12H98ZM146 13V12H145ZM160 13V12H159ZM163 13V12H162ZM169 13V12H168ZM185 13V12H184ZM188 13V12H187ZM191 13H192V11H191ZM193 13H194V11H193ZM203 13V12H202ZM67 15V17L65 18V20L68 18V16L69 17H71L70 15ZM84 14V13H83ZM136 14V13H135ZM140 14V13H139ZM142 14H144V13H142ZM171 14V13H170ZM180 14V13H179ZM189 14V13H188ZM76 15V14H75ZM75 15L74 16H72V18H74L75 17ZM79 14H77L76 15V17L75 18H77V16H78ZM82 15V14H81ZM81 15H79V17L81 16ZM138 15V14H137ZM157 15H159V14H157ZM157 15H156V17H157ZM177 15V14H176ZM182 15H184V14H182ZM190 15V14H189ZM197 16H200L201 15V17H200V19L202 18V20L200 21L199 19L197 20V19H195V17L193 18V19H191V20H187L186 22H184V23H182L180 26L178 25V27H179V30L178 29H174V28H172V29H174V30H178L177 31V33L178 32H183V33H185L186 34V32H188L191 28H193L194 26L193 25H195V23L194 22H196L195 20H197V22L198 21H200V22H196L197 24H202V22H203V18L205 19V21H204V24H205V22L208 20H206V17H203V16H205V15H203V14H196ZM203 15V16H202ZM51 16V15H50ZM98 16V15H97ZM101 16V15H100ZM126 16V15H125ZM154 16V15H153ZM191 16H193V15H191ZM195 16V15H194ZM220 16H221V18H220ZM61 17V16H60ZM59 17V18H60ZM65 17V16H64ZM78 17V18H79ZM82 17V16H81ZM93 17V16H92ZM99 17V16H98ZM97 17V18H98ZM117 17V16H116ZM149 17V19H151L152 17L151 16H148ZM147 17V18H148ZM151 17V18H150ZM159 17V16H158ZM157 17V18H158ZM163 17H166V18H163ZM170 17V16H169ZM171 17H173V15L171 16ZM63 18V17H62ZM62 18H60L59 19V25H61L60 23H62L63 21H65L64 19H63V21L61 20ZM140 18V17H139ZM143 18V17H142ZM176 18H177V16H176ZM187 17L185 16V19H186ZM191 18V17H190ZM197 18V17H196ZM48 19V20H47ZM71 19V18H70ZM81 19V18H80ZM90 19V18H89ZM99 19H101V18H99ZM117 19V18H116ZM119 19V18H118ZM120 19H121V17H120ZM123 19V18H122ZM128 19V18H127ZM138 19V18H137ZM159 20L160 19H165L164 21L165 22H162V20H160L159 22L161 23V25H158L159 27H156V25H157V23H156V25H155V27H153V28H155L154 29V31L152 32L151 31V33L153 34V35H155V34H159L158 32H160V30L162 29V31L161 32H163V28L164 27H166V25H165V23H166V21H174V20H167V15H166V12H164V16H163V14H162V18H161V15H160V18H158ZM51 20H53L54 22L52 23V21ZM77 20V19H76ZM86 20H87V18H86ZM85 20V21H86ZM95 20H96V18H95ZM94 20V21H95ZM130 20V19H129ZM144 20H145V18H144ZM143 20V21H144ZM184 20V19H183ZM210 20V19H209ZM235 20V21H234ZM259 20H257L256 22H258ZM62 21V22H61ZM70 21H73L72 19L70 20ZM81 21V23H83L82 22V20H80ZM80 21H79V24H80ZM102 21V20H101ZM104 21V20H103ZM116 21V20H115ZM139 21H140V19H139ZM153 21H155V20H153ZM156 21H158V20H156ZM155 21V22H156ZM177 21V20H176ZM175 21V22H176ZM213 21V20H212ZM87 22V21H86ZM96 22H98L97 20H96ZM123 22V21H122ZM145 22V21H144ZM147 22V21H146ZM209 22V21H208ZM208 22H206V23H208ZM237 24H236V23ZM261 22V21H260ZM67 23V22H66ZM91 23H93V22H91ZM104 23V22H103ZM110 23V22H109ZM135 23H137V22H135ZM150 23V22H149ZM170 23V22H169ZM168 23V24H169ZM181 23V22H180ZM194 23V24H193ZM213 24L215 23L214 21L212 22ZM70 24V23H69ZM73 24L74 25H76L75 24V21H73ZM77 24H78V21H77ZM78 24V25H79ZM86 24V23H85ZM97 24V23H96ZM100 24H101V22H100ZM99 24V25H100ZM112 24V23H111ZM109 25V27H111L112 29H113V27H115L116 26V24H117V22H114L113 21V24L112 25ZM120 24H121V22H120ZM143 24V23H142ZM153 24H155V23H153ZM167 24V25H168ZM176 24V23H175ZM193 24V25H192ZM195 25V26H197L198 27V25ZM200 24V28L198 29V28H196V30H200V31H198L199 32V36L198 37H200V38H202V37H204V36H207V34H209V32L210 31H207V28H209L210 26H208L207 27V25L205 26V27H203L202 28V25ZM210 23H208V25H209ZM212 24V25H213ZM216 24V23H215ZM258 24H259V22H258ZM25 25V26H24ZM64 25V24H63ZM71 25V24H70ZM83 25V24H82ZM92 25V24H91ZM90 25V26H91ZM146 25H148V24H146ZM165 25V26H164ZM174 25V24H173ZM193 27H192V26ZM217 25V24H216ZM231 25V24H230ZM238 25V26H237ZM249 25V24H248ZM252 25V24H251ZM255 25H257V23L255 24ZM255 25H254V28H259V27H255ZM1 26V25H0ZM1 26V27H2ZM54 27H55V25H53ZM56 26H57V24H56ZM73 26V25H72ZM71 26V27H72ZM84 26H86V25H84ZM83 26V27H84ZM98 26V25H97ZM105 26V25H104ZM117 26L118 27H116L117 29H119V25L117 24ZM133 26H134V24H133ZM132 26V27H133ZM219 26V27H220ZM64 26H62V33L64 34L65 32L63 31V29L65 28H63ZM68 27V26H67ZM81 27V26H80ZM82 27V28H83ZM87 27V26H86ZM86 27H84V28H86ZM103 27V26H102ZM143 27H145V26H143ZM148 27V26H147ZM149 27H150V25H149ZM168 27V26H167ZM234 27H232V28H234ZM244 27V26H243ZM243 27H242V29H243ZM51 29H52V27H50ZM50 28L48 29H44V31L45 30H49V31H51L50 30ZM74 28H77V25H76V27H74ZM88 28V27H87ZM93 28V27H92ZM111 28L109 29L108 27H107V29H109V31L111 30ZM114 29L115 31H117V29ZM121 28V27H120ZM126 28V27H125ZM175 28H177V27H175ZM253 27H252V30L253 31H257V32H259L257 29H254ZM11 29V30H10ZM13 29H15V27L13 28ZM27 29H29V28H27ZM42 29V30H43ZM54 29H56V27L54 28ZM71 29V28H70ZM78 29H80L79 27H78ZM91 29V28H90ZM94 29H95V27H94ZM103 29V28H102ZM123 29V28H122ZM133 29H135L134 27H133ZM132 29V30H133ZM137 29V28H136ZM193 29H195V28H193ZM192 29V30H193ZM202 29V30H201ZM221 29V28H220ZM260 29V28H259ZM263 29V28H262ZM9 30H10V34L11 35H9ZM40 30V29H39ZM39 30H37V31H39ZM41 30V31H42ZM61 30V29H60ZM74 30H76V29H74ZM81 30V29H80ZM89 30V29H88ZM121 30V29H120ZM126 30V29H125ZM129 30H130V28H129ZM152 30V29H151ZM210 30V29H209ZM224 30H226V29H224ZM230 30V29H229ZM228 30V31H229ZM240 30H241V28H240ZM244 30H245V28H244ZM33 31V30H32ZM46 31V32H47ZM48 31V32H49ZM55 31V30H54ZM58 31H59V28H58ZM67 31H69V30H67ZM72 32H69L68 33V36L69 37H71V34L72 33H74L73 32V29L71 30ZM82 31V30H81ZM83 31H84V29H83ZM82 31V32H83ZM91 31V30H90ZM114 31V32H115ZM131 31V30H130ZM149 31V30H148ZM147 31V32H148ZM165 31V30H164ZM237 31H239V29L237 30ZM237 31H235L236 33H237ZM16 32H18L19 34H20V32H19V30H17ZM21 32V33H22ZM30 32V31H29ZM51 32H53V31H51ZM50 32V33H51ZM60 32V31H59ZM59 32H58V34H59ZM78 32H80L79 30H78ZM77 32V34H80V33H78ZM86 32H88V31H86ZM94 33H95V31H93ZM112 32V31H111ZM123 32H124V30H123ZM127 32V31H126ZM129 32V31H128ZM127 32V33H128ZM150 32V31H149ZM160 32V33H161ZM167 32V31H166ZM175 32V31H174ZM181 32V33H182ZM190 32H192V31H190ZM220 32V31H219ZM225 32V31H224ZM234 32V31H233ZM262 32V31H261ZM50 33L48 34L49 36H50ZM56 33H57V31H56ZM67 33V32H66ZM71 33V34H70ZM85 33V32H84ZM84 33H82V34H80L79 36H78V43L76 42L75 44L77 45L76 47H72V46H75V44L73 45V39L72 40H70V38L68 39V37L66 38V37H64V35H66V34H64L63 36H61L60 37V35H62V34H60V35H58V34H56L57 36H59L60 38H62V37H64L66 40L68 39L69 41L68 42H71L72 41V48L70 47V49H72L71 50V57H73V59H72V61L70 62V64H68V65H70V67H68V69L69 70H67L66 72H64V73H62V74H59V73H61V72H58V73H56V75H58L57 77H58V79L62 82V83H64L65 85L67 84L68 86L70 85V86H73V82L75 83V85H81V83H83L82 85L83 86H80L79 85V87H81V88H84V86H86V88H84V89H88L89 90V88H87V87H89V85L90 84H92V83H90V82H93L92 80H96V78H94V77H96V76H99V75H101L102 77L104 76H106L107 74H108V72H110V71H112V74H113V69H115V68H109V69H111V70H109V71H107V66L104 64L105 62H103V67L102 68H104L105 66H106V69L104 70V69H99L98 71H96V70H94V71H92L93 69H91L90 70V68L88 69V70H90V71H88L87 70V72L85 71V73H83L84 71H82V73H77L75 70H77V69H79L80 71H81V69L83 68V67H81V69H80V66H84L83 64H85V66H91V65H93L92 67H96V66H94V63L96 64V62L98 61V57H99V53H97V54H95L94 56L96 57V59H97V61L95 62L94 60H95V57H93V58H88V59H86L87 57H85V58H83L84 56H82L84 53H83V51H85V49L83 50V46H85L84 45V43L86 42V40H87V42L88 41H91L93 38V36H91V37H89L90 35H88L87 37L88 38H90V39H88V38H86V40L85 39H83V37L84 36H86V33L84 34ZM89 33V32H88ZM98 33V32H97ZM105 33V32H104ZM108 33V32H107ZM177 33H175V34H177ZM181 33L178 35V36H180V37H178V38H180V42H181V36H184V34H182L181 35ZM196 32H195V30H194V34H195ZM218 33V32H217ZM223 33V32H222ZM229 33L231 34V31H229ZM14 34V35H15ZM52 34V33H51ZM55 34V33H54ZM70 34V35H69ZM84 34V35H83ZM109 34V33H108ZM148 34V33H147ZM165 34V33H164ZM170 34V33H169ZM188 34V33H187ZM227 34H228V32H227ZM233 34V33H232ZM232 34H231V37H232ZM235 34V33H234ZM242 34V33H241ZM258 34V33H257ZM256 34V35H257ZM47 35V36H48ZM96 35V34H95ZM128 35V34H127ZM130 35H132V34H130ZM145 34H143V36H144ZM153 35H152V37H153ZM161 35H163V34H161ZM173 35V34H172ZM224 35H226V32L224 33ZM236 35V34H235ZM240 35V34H239ZM255 35V34H254ZM29 36V35H28ZM54 36V35H53ZM75 36V35H74ZM107 36H109V35H107ZM114 36V35H113ZM148 36V35H147ZM165 36V35H164ZM217 36V35H216ZM230 36V35H229ZM252 36V35H251ZM27 39V40H29V42L26 44V42H24V40L22 39ZM35 37V36H34ZM59 37H57V38H59ZM115 37V36H114ZM113 37V38H114ZM137 37V36H136ZM141 37V36H140ZM151 37V38H152ZM166 37V36H165ZM170 37V36H169ZM173 37V36H172ZM171 37V38H172ZM177 37V36H176ZM189 37V36H188ZM222 36H220V38H221ZM227 38H228V36H226ZM225 37V38H226ZM238 37V36H237ZM241 37V36H240ZM239 37V38H240ZM39 38V37H38ZM64 38H62V39H64ZM73 38V37H72ZM76 38V37H75ZM75 38H74V40H75ZM85 38V37H84ZM95 38H96V36H95ZM98 38H100V37H98ZM111 38V37H110ZM110 38H109V41H110ZM155 38H159V36H156L155 35ZM155 38H152V40L154 39V41H155ZM161 38V37H160ZM164 38V37H163ZM178 38H177V40H178ZM196 38V37H195ZM223 38L224 37H222V40H223ZM252 38H253V36H252ZM256 38V37H255ZM25 39V40H26ZM36 39V38H35ZM65 39L61 42V43H63L64 41H65ZM82 39H83V42H81L82 41ZM119 39V41H120V38H118ZM117 39V40H118ZM169 39V38H168ZM230 39V38H229ZM245 40H247L246 38H244ZM257 39V38H256ZM34 40V39H33ZM54 40H56L55 38H54ZM60 40V39H59ZM93 40H95V43L94 44H92V45H96V44H98V43H96V41L98 42V40L97 39H93ZM93 40H92V42H93ZM105 40H107V39H105ZM137 40V39H136ZM172 40V39H171ZM176 40V41H177ZM182 40H184L183 38H182ZM189 40V38L187 39V41ZM195 40H197V39H195ZM214 40V39H213ZM226 40V39H225ZM35 41V40H34ZM39 41H40V43H39ZM46 41V40H45ZM49 41V40H48ZM47 41V42H48ZM125 41V40H124ZM149 41V40H148ZM151 41V40H150ZM158 41V40H157ZM163 41V40H162ZM168 41V40H167ZM187 41H186V43H187ZM203 41V40H202ZM205 41V40H204ZM208 41V40H207ZM256 41V40H255ZM255 41H253V42H255ZM53 42V41H52ZM134 42V41H133ZM180 42H177V43H180ZM216 42V41H215ZM248 42V41H247ZM250 42V41H249ZM248 42V43H249ZM252 42V41H251ZM250 42V43H251ZM252 42V43H253ZM257 42V41H256ZM255 42V43H256ZM259 42V41H258ZM58 43L60 44V41H58ZM66 43V42H65ZM83 43V44H82ZM106 43V42H105ZM109 43V42H108ZM151 43V42H150ZM186 43H183V44H186ZM195 43V42H194ZM199 43V42H198ZM224 43V42H223ZM243 43V42H242ZM246 43V42H245ZM247 43V44H248ZM251 43V44H252ZM31 44V45H30ZM53 44H55L56 46H57V44L56 43H53ZM64 44V43H63ZM71 44V43H70ZM86 44H88V43H86ZM90 44V43H89ZM88 44V45H89ZM104 44V43H103ZM129 44V43H128ZM141 44H142V42H141ZM168 44V43H167ZM209 44V43H208ZM213 44H215V43H213ZM218 44V43H217ZM244 44V43H243ZM261 44H263L262 46H264V42L263 43H260V45L258 46V44H256L258 47H257V49L260 47H262L261 46ZM50 45V44H49ZM52 45V44H51ZM48 46V47H56L55 45H52V46ZM67 45V44H66ZM102 45V44H101ZM109 44H107V46H108ZM119 45V44H118ZM135 45H138V42L136 43V44H131V47H133L134 48V46ZM156 45V44H155ZM166 45V44H165ZM175 45V44H174ZM229 45V44H228ZM255 44H253V46H254ZM32 46V47H31ZM65 46V45H64ZM68 46H70V45H68ZM67 46V47H68ZM167 46V45H166ZM214 46V45H213ZM212 46V47H213ZM218 46V45H217ZM217 46H215V47H217ZM225 46V45H224ZM227 46V45H226ZM225 46V47H226ZM246 46H248V45H246ZM250 46V45H249ZM249 46H248V48H249ZM38 47V46H37ZM36 47V49H38ZM39 47V48H40ZM45 47V46H44ZM91 47V46H90ZM103 47V46H102ZM101 47V48H102ZM111 47V46H110ZM130 47V48H131ZM136 47V46H135ZM144 47V46H143ZM142 47V48H143ZM169 47H170V45H169ZM182 47V46H181ZM188 47V46H187ZM206 47V46H205ZM220 47V46H219ZM256 47V46H255ZM63 48V47H62ZM61 48V49H62ZM92 48H93V46H92ZM106 48V47H105ZM118 48H119V46H118ZM127 48V47H126ZM125 48V49H126ZM141 48V49H142ZM155 48V47H154ZM165 48V47H164ZM174 48V47H173ZM193 48V47H192ZM211 48V47H210ZM245 48V47H244ZM8 49V50H9ZM41 50H37V52H39L38 54H37V56H38V59H35V60H42V58H43V60H44V58L45 59H47V61H49L48 60V58L50 57V56H48V58H47V55H49L48 54V49H47V47H45V49H43V47L42 48H40ZM51 49V48H50ZM56 48H54V50H55ZM87 49V48H86ZM107 49V48H106ZM135 49H139V45L137 46V48H135ZM135 49H134V52H135ZM160 49V48H159ZM206 49V48H205ZM212 50L213 49H215V48H211ZM217 49V48H216ZM262 49L263 50H260L259 49V54H260V56L262 55L261 53H263V55L262 56H264V48L262 47ZM6 50V49H5ZM88 50V49H87ZM94 50V49H93ZM97 50V49H96ZM119 50V49H118ZM124 50V49H123ZM129 50H131V52H132V48L131 49H129ZM169 50V49H168ZM167 50V51H168ZM193 50V49H192ZM197 50V49H196ZM200 50V49H199ZM223 50V49H222ZM53 50L51 49V52H52ZM58 51V50H57ZM66 51V52H65ZM89 51V50H88ZM111 51V50H110ZM125 51V50H124ZM128 51V50H127ZM137 51H139V50H137ZM150 51V50H149ZM164 51V50H163ZM162 51V52H163ZM263 51V52H262ZM34 52V53H33ZM54 52V51H53ZM63 52H65V53H67V52H69L68 50H62V53ZM108 52H109V50H108ZM118 52V51H117ZM130 51L128 52V54H130L131 53ZM140 52V51H139ZM148 52V51H147ZM156 52V51H155ZM196 52V51H195ZM204 52H206V51H204ZM208 52V55L207 56H210L211 54H209L211 51H207ZM214 52V51H213ZM219 52V51H218ZM261 52V53H260ZM57 53V52H56ZM60 53V52H59ZM94 53V52H93ZM101 53V52H100ZM125 53V52H124ZM127 53V52H126ZM145 53V52H144ZM150 53V52H149ZM170 53V57H171V52H169ZM176 53V52H175ZM189 53V52H188ZM200 53H201V51H200ZM20 54V53H19ZM18 54V55H19ZM58 54V53H57ZM104 54V53H103ZM133 54V53H132ZM136 54V53H135ZM148 54V53H147ZM164 54V53H163ZM162 54V55H163ZM192 54V53H191ZM206 54L207 53H204V54H202L203 56H206ZM214 54V53H213ZM218 54V53H217ZM232 54V53H231ZM240 54V53H239ZM12 55H14V54H12ZM17 55V57L19 58V56ZM30 55V56H31ZM32 55V57H34V56H36V54L33 56ZM53 55H54V53H53ZM59 55H61V53L59 54ZM59 55H57V56H59ZM64 55V54H63ZM68 55H70V53L68 54ZM105 55V54H104ZM110 55V54H109ZM113 55V54H112ZM116 55V54H115ZM114 55V56H115ZM131 55V54H130ZM155 55V54H154ZM157 55V54H156ZM166 55H167V53H166ZM226 55V54H225ZM30 56H28V57H30ZM36 56V57H37ZM116 56H118V55H116ZM134 56V55H133ZM139 56V55H138ZM137 56V58H139ZM194 56V55H193ZM196 56V55H195ZM198 56V55H197ZM212 56V55H211ZM260 56H258V57H260ZM16 57V58H17ZM24 57V56H23ZM54 57V59H52ZM52 58H51V62H49V64L51 63L52 64V69L54 70H57V68L58 67H61L60 66V63H63L61 60L63 59L62 58V56H59V57H57V58H55V56H53ZM64 57V56H63ZM65 57H67V56H65ZM112 57V56H111ZM130 57V56H129ZM146 57V56H145ZM157 57V56H156ZM169 57V55L167 56V58L166 59H168V60H172V57L170 58ZM218 57H222V56H218ZM229 57V56H228ZM26 58V57H25ZM40 58V59H39ZM101 58V57H100ZM131 58V57H130ZM165 58V57H164ZM170 58V59H169ZM174 58V57H173ZM262 59H263V57H261ZM260 58V59H261ZM50 59V58H49ZM64 59H66V58H64ZM64 59H63V61H64ZM114 59H117V58H114ZM119 59V58H118ZM158 59V58H157ZM162 59V58H161ZM200 59V58H199ZM220 59V58H219ZM223 59V58H222ZM257 59V58H256ZM101 60V59H100ZM127 60V59H126ZM134 60H135V58H134ZM145 60V59H144ZM167 60V61H168ZM193 60V59H192ZM196 60V59H195ZM204 60V59H203ZM11 61V60H10ZM12 61H13V59H12ZM46 61V62H47ZM102 61V60H101ZM127 61H129V60H127ZM132 61V60H131ZM131 61H129L131 64H132V62ZM139 61V60H138ZM146 61V60H145ZM148 61V60H147ZM164 61V60H163ZM169 61V62H170ZM258 61V60H257ZM256 61V62H257ZM43 62V61H42ZM45 62V61H44ZM67 62V61H66ZM123 62V61H122ZM135 62V61H134ZM133 62V63H134ZM141 62V61H140ZM150 62V61H149ZM156 62H158L157 60H156ZM155 62V63H156ZM165 62V61H164ZM164 62H163V64H164ZM173 62H174V60H173ZM190 62V61H189ZM224 62V61H223ZM261 62V61H260ZM33 63V62H32ZM48 63V62H47ZM47 63H45V64H47ZM109 63V62H108ZM117 63V62H116ZM130 63L125 67V66H123L122 65V67H120L121 65H119L118 63V68H117V66H115V65H113V66H115L116 67V70L117 69H119L120 71H123L124 69L125 70H127V69H129V67L130 66H133V64L132 65H130ZM137 63V62H136ZM135 63V64H136ZM181 63V62H180ZM180 63H179V65H180ZM184 62H182L181 63V65L183 64ZM262 63V62H261ZM2 64H3V62H2ZM0 65V66H2V68L0 67V69H2L1 71H6V72H8L9 70H10V67L8 66V65ZM7 64V63H6ZM48 64V65H49ZM88 64V65H87ZM99 64V63H98ZM126 64H127V62H126ZM159 64V63H158ZM161 64V63H160ZM170 64H171V62H170ZM169 64V65H170ZM176 64V63H175ZM174 64V65H175ZM204 64V63H203ZM230 64V63H229ZM264 64V63H263ZM65 65V64H64ZM105 65V66H104ZM107 65H109V64H107ZM147 65H149V64H147ZM155 65V64H154ZM178 65V64H177ZM181 65L179 66L180 68H181ZM242 65V64H241ZM257 65V64H256ZM14 66V65H13ZM24 66V65H23ZM98 66V65H97ZM111 66V65H110ZM135 66V65H134ZM142 66H143V64H142ZM142 66H141V68H142ZM146 66V65H145ZM150 66V65H149ZM148 66V67H149ZM158 66V65H157ZM166 66L167 65H165L164 64V66L163 67H165V69H166ZM176 66V65H175ZM175 66H173L174 68H175ZM227 66V65H226ZM18 67H19V65H18ZM36 67V66H35ZM41 67V66H40ZM99 67V66H98ZM128 67V68H127ZM136 67H140V66H136ZM134 68V69H136V70H139V71H141L139 68ZM147 67V66H146ZM151 67V66H150ZM150 67L149 68H146V70L148 69H150ZM154 67V66H153ZM153 67L151 68V69H153ZM163 67L161 68L162 70H163ZM191 67V66H190ZM193 67V66H192ZM221 67V66H220ZM225 67V66H224ZM231 67V66H230ZM241 67V66H240ZM252 67V66H251ZM255 67V66H254ZM3 68H8L7 70L5 69V70H3ZM48 68V67H47ZM66 68V67H65ZM127 68V69H126ZM154 68H160V66L159 67H154ZM180 68H178V71H179V69ZM208 68V67H207ZM233 68V67H232ZM258 68H259V66H258ZM264 68V67H263ZM262 68V70L264 71V69ZM16 69H19V68H16ZM15 69V70H16ZM51 69V68H50ZM84 69V68H83ZM82 69V70H83ZM85 69H86V67H85ZM95 69V68H94ZM97 69V68H96ZM122 69V70H121ZM150 69V70H151ZM165 69H164V71H162V70H160L161 71V73L162 74H164L165 73ZM176 70H177V68H175ZM182 69V68H181ZM180 69V70H181ZM235 69V68H234ZM238 69V68H237ZM28 70V69H27ZM45 70V69H44ZM124 70V71H125ZM145 69H143L142 71H144ZM147 70V71H148ZM149 70V71H150ZM172 71H174V69H171ZM176 70L174 71V74L176 73ZM207 70V69H206ZM242 70V69H241ZM244 70V69H243ZM261 70V69H260ZM261 70V71H262ZM19 71V70H18ZM51 71V70H50ZM58 71V70H57ZM61 71H62V69H61ZM120 71H118V72H114V74H115V76H114V78L115 77H118L117 79H119V75H124L125 73H124V71L122 72V73H124V74H122ZM133 71V70H132ZM139 71H136V72H139ZM155 72H156V70H154ZM169 71H170V69H169ZM209 71V70H208ZM248 70L246 69L245 70V72H246V74L248 73L247 72ZM250 71V70H249ZM6 72H5V74H6ZM16 72H17V70H16ZM54 72V71H53ZM121 73V74H118V73ZM127 72H129V70L127 71ZM126 72V73H127ZM145 72V71H144ZM144 72H142V74L144 73ZM151 72H152V70H151ZM150 72V73H151ZM154 72V73H155ZM157 72H159L158 70H157ZM171 72V71H170ZM181 72V71H180ZM194 72V71H193ZM226 72V71H225ZM225 72H223V73H225ZM228 72V71H227ZM226 72V73H227ZM10 73V71L6 74V77L7 76H9L10 75V77H11V75L13 76V74H9ZM130 73V72H129ZM129 73L127 74V75H129ZM133 73V72H132ZM140 73V72H139ZM150 73H148L149 74V77H150ZM154 73H152L153 75H154ZM161 73H158V74H156V75H160ZM168 71H167V76H169L168 75ZM182 73V72H181ZM192 73V72H191ZM200 73V72H199ZM203 73H205V72H203ZM240 73V72H239ZM242 73H243V71H242ZM250 73V72H249ZM253 73H255V72H253ZM5 74H0L1 76H3L4 77V75ZM18 74V73H17ZM50 74H51V72H50ZM111 74V72L109 73V76H106L107 77V79L109 78H112V76L114 75H112ZM118 74V76H116ZM147 74V73H146ZM147 74V75H148ZM161 74V75H162ZM166 74V73H165ZM178 74V73H177ZM177 74L176 75H174V76H177ZM189 74V73H188ZM216 74V73H215ZM219 74H220V71H219ZM219 74H217V75H219ZM227 74H229V73H227ZM227 74L225 75V74H221V75H219L218 76V78H219V80H221L222 81V77H220V76H222L223 75V78H224V75H225V77L227 76ZM234 74V73H233ZM245 73H244V76L246 75ZM110 75H112L111 77H110ZM126 75V74H125ZM132 75V78H133V76H135V70H134V75L133 74H130V76ZM137 75V74H136ZM156 75H155V77H156ZM161 75L159 76V77H161ZM181 75V74H180ZM207 75V74H206ZM210 75V74H209ZM259 75H261V74H259ZM122 76H120V79L118 80V82H120V83H118L117 81V83L120 85L121 83H123V84H121V85H126V87H129V85L127 86V83H129V81H128V79L126 78V77H128V76H126L125 78H126V84H124L125 82V78H123ZM130 76H129V79H131L130 78ZM158 76H157V78H158ZM162 76H165V75H162ZM229 76H230V74H229ZM243 76V75H242ZM256 76V75H255ZM264 76V75H263ZM2 77V78H3ZM121 77L123 78V80L121 79ZM137 77V76H136ZM138 77H139V75H138ZM148 77V76H147ZM154 77V78H155ZM172 77V76H171ZM185 77V76H184ZM213 77H214V74H213ZM217 77V76H216ZM257 77V76H256ZM1 78V77H0ZM8 78V77H7ZM7 78H3L4 80L5 79H7ZM11 78H13V77H11ZM11 78H8V79H11ZM94 78V79H93ZM151 78H152V76H151ZM164 78H166V76L164 77ZM241 78V77H240ZM240 78H239V80H240ZM257 78H259V77H257ZM261 78V77H260ZM47 79V78H46ZM101 79V78H100ZM107 79L105 80V82L107 81ZM113 79V78H112ZM134 79H135V77H134ZM133 79V80H134ZM144 79V78H143ZM148 78H146L145 79V81L147 80ZM153 79V78H152ZM156 79V78H155ZM159 79V78H158ZM157 79V80H158ZM161 80H162V78H160ZM159 79V80H160ZM183 79V78H182ZM205 79V78H204ZM230 79V78H229ZM242 79V78H241ZM262 79V78H261ZM4 80H2V81H4ZM111 80V79H110ZM115 80V79H114ZM120 80H122V81H120ZM132 80V79H131ZM131 80H130V83H131ZM132 80V82H134ZM158 80V81H159ZM160 80V81H161ZM202 80H203V78H202ZM206 80H208V79H206ZM213 80V79H212ZM214 80H216V79H214ZM238 80V79H237ZM249 80V79H248ZM7 83L10 81H7V80H5ZM4 81V82H5ZM102 81V80H101ZM104 81V80H103ZM137 81H138V78H137ZM141 82L143 81V80H140ZM150 81H152V80H149V82H147L148 84H149V87H152L153 85H155L156 84V82L157 83H159L158 81H156L154 84H153V82H150ZM154 81V80H153ZM175 81V80H174ZM196 81V80H195ZM209 81H211V80H209ZM4 82H2V83H4ZM115 82V83H116ZM161 82H163V81H161ZM207 82V81H206ZM214 82V81H213ZM220 82V81H219ZM260 82V80L257 82V83H259ZM54 83V82H53ZM77 83H79V84H77ZM95 84H92V85H90V86H93V85H95L96 86V82H94ZM109 83V82H108ZM107 82H106V84H108ZM129 83V84H130ZM135 83H136V80H135ZM147 83H143V84H147ZM152 83V84H151ZM204 83V82H203ZM203 83H200V85L201 84H203ZM209 83V82H208ZM207 83V84H208ZM221 83V82H220ZM229 83V82H228ZM252 83V82H251ZM256 83V82H255ZM261 83V82H260ZM6 84V83H5ZM72 84V85H71ZM98 84H100V83H97V85ZM133 84V83H132ZM206 83H204V85H205ZM209 84H211V82L209 83ZM74 85V86H75ZM102 85H103V83H102ZM104 85H105V83H104ZM111 85V84H110ZM120 85V87H122ZM137 85H138V82H137ZM157 85V84H156ZM221 85V84H220ZM226 85H228V84H226ZM249 85V84H248ZM4 86V85H3ZM9 86V85H8ZM53 86H54V88H55V85L53 84ZM53 86H51V87H53ZM99 86V85H98ZM107 86H109V85H107ZM117 85L115 84V87H116ZM130 86H131V84H130ZM162 86V85H161ZM198 86V85H197ZM197 86H195V88L197 87ZM203 86V85H202ZM202 86H200V87H202ZM225 86V85H224ZM231 86V85H230ZM236 86V85H235ZM252 86V85H251ZM11 87V86H10ZM27 87V86H26ZM43 87V86H42ZM97 87V86H96ZM100 87H101V85H100ZM104 87V86H103ZM102 87V88H103ZM110 87V86H109ZM108 87V88H109ZM118 87V86H117ZM123 88V89H129V88ZM131 87H134L133 85L131 86ZM143 87L146 89V86H144L143 85ZM148 87V86H147ZM170 87V86H169ZM199 87V86H198ZM200 87L198 88L199 90H201V91H204V87H202L203 88V90L202 89H200ZM207 87V86H206ZM214 87H215V84H214ZM229 87V86H228ZM234 87V86H233ZM244 87V86H243ZM49 88V87H48ZM72 88L73 87H71V90H72ZM77 88V87H76ZM98 88V87H97ZM142 88V87H141ZM194 88V90H196V91H194V90H192L191 88L189 89V90H192V91H188V92H185L186 94L184 95V96H182L183 98L181 99V101H179V102H176V103H173V102H171V103H169V102H165V100L164 101H160L162 104L161 105H158L157 106V108L155 109L154 107V109L157 111L156 113H155V110H154V113H155V115L159 112L160 113V116L158 117V119H156V117L154 118L153 116H149V115H151V112H150V114L149 115H147V117H149V121H150V123H151V126H149L150 127V129L152 130V137H151V139H148V142H149V140L151 141L150 143V146L152 147V151L154 152V151H157L158 153H157V155H158V158L163 162V163H166V164H169V166H170V164H172L173 162H175V163H173L172 165H174V173H172V175H171V177H173V178H176V179H182V181H180L179 182V185H177L176 187H175V190H172V192H171V195L173 196V197H178V198H181V192H179V190H183L184 188V186L185 185H188L190 188H189V190H190V196H189V200H187V202H186V205L187 206H189L190 208H192V210L193 211H195V213H196V215L200 218V217H202V216H207V213H206V211L209 209V210H211L210 212H213V213H215V217H213V221H212V230L214 229H216V230H219V229H221L222 230V232H223V235H226V236H229L231 239L233 238V240L235 241V242H242V241H248V242H250L247 246H245V248H246V250L247 249H251V251H252V249H254L253 247H255L256 245H260V243L261 244H263L262 242H263V240L261 241L260 240V238L258 239V240H256V239H254V240H252V239H250V238H248L247 237V234H245L246 233V231L247 230H245V233H244V231H243V233H241L240 231H239V228L238 227H240V225H242V223H243V221H241V223H239V222H236L234 219H233V216H231L230 215V213L228 212V210L227 209H225V208H222V207H219V206H217L216 204H214V203H211L210 202V198H208L207 200H201V199H198L196 196H195V193H196V191H198V189L199 188H202L203 189V187H206V186H210V185H213V184H215L214 182H216L217 183V181L216 180H218L219 178H221V180L219 179V181L221 182H219L220 183V186H219V191H217L216 190V193L215 194H211L212 196H213V198H215V196L218 198V197H220V198H222L223 200H225L226 201V203H227V205L226 206H228V207H230L231 209H233L234 208V205L232 204L233 203V201L237 198V196L239 197V195L241 194V196L240 197H242L243 195L242 194H244V193H241L239 190L241 189V185H243L244 183H242L240 186L239 185H237L238 183H240V181L237 183V182H234L233 180H232V178H234V176H236V175H238V172L239 171H237L236 173H234V176H233V171H232V166H235L236 167V165L234 164V163H236V162H234L233 163V161L234 160H236L238 163H239V165H240V163H241V160L240 161H238V159H237V156L236 155H238L239 154V152L240 151H243V152H245V153H247V151L246 150H236L235 148H237V146L239 145V143L241 144V142L242 141H244V140H242V137H244L245 139H247L249 136H248V134H244V136H242L240 139L242 140H236L235 142L238 144L237 146L235 145L236 143H234V142H232L231 143V140H235V138L236 137H239V136H241L243 133V131L244 132H246L243 128V126L247 123V122H245L244 124H241L242 126V131H240V124H239V126L238 127H240L239 128V133L240 134H238L237 133V135H239V136H237L236 135V133L235 134H233V137H235L234 139H233V137H231L232 135H229V134H231V133H233V131L234 130H232V132H230V133H228V134H226L225 135V139H224V141H225V143L224 142H222L221 140L223 139V135H224V131H225V129L223 130L221 127L219 128V127H217L216 126V124H215V126H214V128L212 127V128H210V126L212 125H214V123L212 124V123H210L209 124V120H212V119H210V118H208V117H211L210 115H213V118H214V115L216 114L215 113V111H217L218 109H219V105L220 104H222L223 106V108H225L224 106L227 104L225 101V98H223V99H221L220 100V98L219 97H222V96H220L219 95V100L220 101H223L224 103H226L225 105L223 104V103H221L220 102V104H219V102L217 103L216 101H214L213 102V100L216 98V97H214L213 98V100L212 99H210V98H208L209 100H206V98H207V96L206 95H204L203 93H202V95H203V97L204 96H206V98H204V101L206 100V101H212V104L213 103H217L216 105L215 104H213V106L215 105V108L213 107V106H210L209 107V105H210V103H211V101H210V103L209 102H202V103H206V104H208V106L207 107H209V108H211L210 109V111H209V113H208V117H207V113H206V111L209 109V108H206V105L204 106V105H202L204 108H203V110L202 109H199V108H202V106H201V102L199 101V102H197V104H196V102L194 103L193 101H195V98H197L198 100H199V97L201 96L200 95V92L197 94V89H195ZM246 88V87H245ZM8 89V88H7ZM13 89H14V87H13ZM35 89H38L39 90V88H35ZM44 89V88H43ZM66 89V88H65ZM80 88H78L77 90H79ZM101 88H99V90L98 91H101L100 90ZM105 89V88H104ZM110 89L111 88H109V91H110ZM118 89H120L119 87H118ZM117 89V94L119 95V94H121L122 95V98L124 97V96H126V92H127V90H126V92H125V95L123 96V92L122 91H119ZM123 89H121V90H123ZM168 89V88H167ZM206 89V88H205ZM214 89V88H213ZM247 89V88H246ZM33 90H34V88H33ZM49 90V89H48ZM68 90V89H67ZM74 90V89H73ZM76 90V89H75ZM82 90V89H81ZM95 90H97V89H95ZM107 90V89H106ZM112 90H116V89H111V91H110V93L112 92ZM140 90V89H139ZM207 90V89H206ZM251 90V89H250ZM255 90V89H254ZM258 90H260V88L258 89ZM0 91H1V89H0ZM44 91V90H43ZM46 91V90H45ZM44 91V92H45ZM83 91V90H82ZM85 91V90H84ZM84 91H83V95H84ZM94 90H92V92H93ZM105 91V90H104ZM118 91H119V93H118ZM128 91H130V90H128ZM132 91V90H131ZM186 91V90H185ZM223 90H222V88H220V91H219V94H221L220 92H222ZM256 91V90H255ZM47 92V91H46ZM73 92V91H72ZM87 92H89V91H87ZM120 92H122V93H120ZM157 92V91H156ZM237 92V91H236ZM250 93H251V91H249ZM259 92V91H258ZM40 93V92H39ZM110 93L108 94V95H110ZM138 93V92H137ZM173 93V92H172ZM222 93H224V91L222 92ZM238 93V92H237ZM236 93V94H237ZM248 93V92H247ZM256 93V92H255ZM95 94V91H94V93H93V95ZM145 94V93H144ZM239 94V93H238ZM242 94V93H241ZM240 94V95H241ZM249 94V93H248ZM28 95V94H27ZM60 95H61V93H60ZM60 95H58V97L60 98ZM63 95V94H62ZM81 95V94H80ZM86 96H87V94H85ZM92 95V94H91ZM100 94H98V96H99ZM103 95V94H102ZM111 95H113L114 97H115V95H116V93L114 94V91L111 93ZM110 95V96H111ZM127 95H128V92H127ZM135 95V94H134ZM156 95V94H155ZM169 95V94H168ZM177 95V94H176ZM183 95V94H182ZM197 96V97H194V96ZM217 95H218V93H217ZM230 95V94H229ZM232 95V94H231ZM245 95V94H244ZM243 95V96H244ZM261 95V94H260ZM39 96V95H38ZM97 96V95H96ZM104 96V95H103ZM216 96V95H215ZM242 96V97H243ZM256 95H254L253 97H254V100L255 99H257L256 97H255ZM57 97V98H58ZM62 97H64V96H62ZM61 97V98H62ZM91 97V96H90ZM119 97H120V95H119ZM127 97V96H126ZM126 97H125V99H126ZM146 97V96H145ZM161 97V96H160ZM172 97V96H171ZM191 97H193V99L194 100H192V102H193V104H196V106L194 107V105H193V107L196 109V108H198L197 109V112L200 110H202V111H204V109H206L205 111H204V113H206V115H204V118H203V112L200 114V115H202V120H200V121H197V120H195V117H193V119L191 118V119H188L189 121V125L191 126V124H190V121L191 120H193L192 121V128L188 125V124H185V123H182V121H181V119H182V116H184L185 117V113H188V111L186 110L187 109V107H189V106H191L192 104H191V101L189 100ZM202 97V96H201ZM200 97V99L201 100H203V97L201 98ZM225 97V96H224ZM229 97V96H228ZM232 97V96H231ZM238 97V96H237ZM241 97V96H240ZM252 97V96H251ZM251 97H249L250 99H252ZM58 98V101L60 102V99ZM65 98V97H64ZM63 98V99H64ZM86 98V97H85ZM92 98V97H91ZM100 98V97H99ZM104 98H106L105 96H104ZM104 98H101V100L103 99V100H105ZM108 98V97H107ZM117 98H118V96H117ZM116 98V99H117ZM122 98H120L121 100H122ZM139 98V97H138ZM158 98V97H157ZM239 98V97H238ZM56 99V98H55ZM63 99H61V101L63 100ZM70 100V102L72 103V100L71 99H69V98H65L64 100ZM87 99V98H86ZM96 99V98H95ZM109 99V98H108ZM113 100H115L114 98H112ZM119 98H118V100H120ZM125 99H123L124 100V102H123V104H116V105H118V107L119 106H121V109H119V108H117V110L119 109V110H122V108L124 109L125 107H123V105L125 104ZM134 99V98H133ZM153 99V98H152ZM228 99V98H227ZM245 99V98H244ZM247 99V98H246ZM260 99H261V96H260ZM263 99H264V97H263ZM263 99H262V101H263ZM28 100V99H27ZM54 100V99H53ZM63 100V101H64ZM65 101V102H67L68 104H69V106L67 105V103H66V105L68 106V108H67V111L70 113H77V114H74V115H77V117L78 118H80V119H78L77 120V122L75 121L76 119H75V117L76 116H74V119H72V116H71V118H70V120L72 119V120H74V121H72V123L74 122H76L74 125H72L70 122V120L68 121L69 122V124L67 125V122L65 121V123H66V127L67 128H70L69 126H71V128L69 129V131L68 132H66L67 134L70 132L71 133V135H73L74 136V139L76 140V142H80V143H83L84 144V146L86 145V144H88L89 142L90 143H92L93 144V152L94 153H96L97 154V156L96 157H99L100 155H102L103 153H110L109 155H111V159H112V157H113V160H114V158H116V160L117 159H126V160H129L128 162H130V164H128L130 167L131 166H133V167H135L136 168V170H138V171H140L142 174H144L146 177H153L152 176V173L150 172V170H148V169H145L144 167H143V165H141V163H140V158H141V156H140V158L138 157L137 158V156H136V154H135V150L134 149H132V147H130L131 145V141L129 140V139H131L132 137L129 135V136H125V139H122V138H120V139H118V138H110L109 136H105L106 135V133H107V130H106V127H105V125L102 123L101 124V126H95L94 127V123H93V119L94 118H92V117H89V116H87L86 114H85V112H86V108L82 105V104H78V103H74V104H72L71 106H70V102H68V101ZM88 100V99H87ZM86 100V101H87ZM90 100V99H89ZM128 100V99H127ZM142 100H144V99H141V100H139V102L137 101V99H134L133 101L136 103V101L139 103H133L135 106H136V108L138 107V105H140V102H141V104H143L142 103ZM171 100V99H170ZM216 100V99H215ZM218 100V101H219ZM237 100V99H236ZM239 100V99H238ZM63 101H62V103H63ZM75 101V100H74ZM82 101H84V100H82ZM91 101V100H90ZM98 101H99V99H98ZM108 102L110 101V100H107ZM115 101H117V100H115ZM130 101H131V99H130ZM132 101V102H133ZM145 101V100H144ZM157 102H158V100H156ZM175 101H178V100H175ZM188 101H190V103L188 102ZM197 101V100H196ZM231 101V100H230ZM242 101V100H241ZM244 101V100H243ZM247 101H249V100H247ZM251 101V100H250ZM252 101H253V99H252ZM251 101V102H252ZM257 101V100H256ZM262 101H260V102H262ZM43 102V101H42ZM64 102V103H65ZM100 102H102V101H100ZM131 102V103H132ZM153 102V101H152ZM160 102H158V103H160ZM240 102V101H239ZM250 102V103H251ZM264 102V101H263ZM53 103V102H52ZM81 103V102H80ZM97 104L99 103V102H96ZM103 103V102H102ZM120 103H122V102H120ZM127 104H128V102H126ZM154 103V102H153ZM187 103H189V106L187 105ZM200 104V106H199V104ZM235 103V102H234ZM247 103V102H246ZM245 103V104H246ZM258 103V102H257ZM85 104V103H84ZM106 103L104 102V105H105ZM107 104H109V103H107ZM107 104H106V107H107ZM127 104H125L126 105V110L127 111H129L128 110V108L127 107H130V103L127 105ZM147 104V103H146ZM191 104V105H190ZM219 104V105H218ZM228 104L230 105H232V102H228ZM244 104V103H243ZM253 104L255 105V101L253 102ZM261 104V103H260ZM259 104V106H258V104L256 105V106H258V110H259V108L262 106L263 107V103H262V105H260ZM58 105V104H57ZM87 104H85V106H86ZM89 105V104H88ZM99 105H101V104H99ZM104 105L103 106H101L102 107V109L104 108V109H106L105 107H104ZM115 105V106H116ZM124 105V106H125ZM148 105V104H147ZM146 105V106H147ZM156 105V104H155ZM186 105H187V107H186ZM229 105H228V107H229ZM231 105H230V107H231ZM234 105V104H233ZM232 105V106H233ZM235 105H237V104H235ZM234 105V106H235ZM109 106H110V108H109ZM112 106V107H111ZM115 106H114V108H115ZM145 106V105H144ZM217 106V107H216ZM243 106V105H242ZM252 106V105H251ZM251 106H249V107H251ZM54 107V106H53ZM66 107V106H65ZM91 107V106H90ZM92 107H93V105H92ZM134 107V106H133ZM141 107H142V105L139 107L140 108V110H141V112H142V109H141ZM192 107V106H191ZM190 107V109H192V110H190V109H188L189 111H192V112H194L193 111V107L191 108ZM215 109V111L214 110H212L213 108ZM221 107V105H220V108H222ZM229 107V109H231V108H234L235 109V107H231L230 108ZM237 107V106H236ZM241 107V106H240ZM246 107V106H245ZM247 107H248V105H247ZM39 108V107H38ZM60 108V107H59ZM62 108H63V106H62ZM107 108H109V112L110 113H112L111 112V108H113V105H108V107ZM135 108V107H134ZM135 108V111H132L133 113H131L130 111L133 109L132 108V104H131V110L129 111L130 113H131V116H130V118L129 117H127L128 115H129V112H125V116L127 117V118H129V119H126V124L125 125H127V123H129L130 124V122L129 121H133V122H135V124L133 125V123L132 124H130V125H132L133 127H136V129H135V132H133L134 131V129H133V127L131 128V130L130 129H128L129 127L128 126H130V125H127V130H129V132L130 133H134V134H139L140 135V131L139 130H141V129H143V128H148L149 129V127H148V124H146V122H147V120L145 119V124H143V125H145V127L143 126V128H142V123H141V128H138L139 126V122L140 121H142V119L144 120V118H143V114H142V118H140V116H141V112H139V108H138V111H137V109ZM147 108H149L148 106H147ZM147 108H145V109H147ZM239 107H237V109H238ZM243 107H241V109H242ZM254 108V107H253ZM36 109H37V107H36ZM95 109H97V107L95 108ZM100 109V108H99ZM101 109V110H102ZM130 109V108H129ZM229 109H228V112L231 114V110H233V112H232V115L231 116H233V113H234V109H231L230 111H229ZM237 109H235V110H237ZM240 109V110H241ZM254 109H256L257 110V107H255ZM264 109V108H263ZM263 109H260V110H263ZM91 110V109H90ZM98 110V109H97ZM116 110V109H115ZM116 110V111H117ZM126 110H123L122 112L121 111H119V112H121L122 113V115H123V113H124V111H126ZM148 111H149V109H147ZM212 110V111H211ZM224 110V109H223ZM225 110H227V106H226V108H225ZM224 110V111H225ZM244 110V109H243ZM248 110H249V108H248ZM247 110V111H248ZM257 110V111H258ZM259 110V111H260ZM45 111V110H44ZM65 111V110H64ZM108 111H107V113L105 114L106 115V118H105V116H104V119L106 120L108 117H109V115H108V117H107V114H108ZM116 111H114L113 113H115ZM153 111V110H152ZM187 111V112H186ZM200 111H199V113H200ZM242 111V110H241ZM246 111V110H245ZM254 111V110H253ZM257 111H255V112H257ZM258 111V112H259ZM102 112H104L103 110H102ZM118 112V113H119ZM196 112V113H197ZM208 112V111H207ZM210 112H212V114L210 113ZM228 112H226L225 111V113H227V114H229ZM249 112V111H248ZM261 112L263 113V111H260L259 112V114L261 115ZM105 113V112H104ZM112 113V114H113ZM117 113V112H116ZM118 113H117V115H118ZM147 113H149V112H147ZM190 113V112H189ZM189 113L187 114L188 116H189ZM196 113H192L193 115H195ZM198 113V114H199ZM215 113V114H214ZM237 113V112H236ZM236 113H234L235 115H236ZM246 113V112H245ZM245 113L244 114H237V115H245ZM251 113H252V111H251ZM250 113V114H251ZM58 114V113H57ZM78 114L79 115H81V117H79L78 116ZM198 114H196V115H198ZM227 114H223V115H225V117H224V119H228V116L226 117V115ZM230 114H229V116H230ZM254 114H258V113H254ZM253 114V115H254ZM84 115V116H83ZM111 115V114H110ZM119 115H120V113H119ZM154 115V116H155ZM157 115H159V114H157ZM186 115V116H187ZM191 115V114H190ZM234 115V116H235ZM237 115H236V119H237ZM247 115V114H246ZM245 115V116H246ZM91 116H93L92 114H91ZM97 116V115H96ZM95 116V117H96ZM114 118H116V115L114 114ZM125 116L124 117H122V118H120L121 117V115L120 116H118L117 118H120V120L121 119H125ZM215 116H217V115H215ZM244 116V117H245ZM264 116V115H263ZM263 116H262V118H263ZM209 119V120H206L207 118ZM241 117V116H240ZM258 116H256V118H257ZM103 118V117H102ZM112 118H113V115H112V117L110 118L109 117V122H110V119H111V121L113 122V120H112ZM115 119V121L112 123V124H115L116 123V121L117 120H119V119ZM146 118V117H145ZM160 118V119H159ZM212 118V117H211ZM238 118H239V116H238ZM241 118H243V117H241ZM248 118V117H247ZM247 118H245V120L247 119ZM256 118H255V120H256ZM259 118V117H258ZM258 118H257V121H258ZM261 118V117H260ZM259 118V119H260ZM97 119V118H96ZM98 119H99V117H98ZM198 119V118H197ZM251 119V121H250V123L252 124V123H255L256 125H257V122L255 121V122H252L253 120L252 119H254V118H249V120ZM119 120V121H120ZM127 120H128V122H127ZM182 120H185V119H182ZM96 121V120H95ZM101 121V120H100ZM122 121L123 120H121V123H122ZM186 121V120H185ZM209 121V122H208ZM225 121V120H224ZM237 121H239V120H237ZM241 121V120H240ZM242 121H244L243 119H242ZM107 122V121H106ZM118 122V121H117ZM153 122V123H152ZM187 122V123H188ZM227 123L229 122V123H231V120L229 121V120H227L226 121ZM226 122H224V124L226 123ZM249 122V121H248ZM233 123V122H232ZM259 123H260V120H259ZM61 124V123H60ZM71 124V125H70ZM91 124H92V126H91ZM110 124H111V122H110ZM118 125L120 124V123H117ZM124 124H120V125H124ZM65 124H63V126H64ZM100 125V124H99ZM125 125L123 126V127H125ZM227 125H229V124H227ZM227 125H226V127H227ZM231 125H233V124H231ZM248 125L249 126H251L252 127V125H250L249 123H248ZM62 126V127H63ZM107 126V125H106ZM147 126V127H146ZM194 126H195V128H196V131H193V130H195V128H194ZM221 126V125H220ZM224 126V125H223ZM247 125H245V127H246ZM248 126V127H249ZM92 127H94V129H91ZM108 127V126H107ZM114 127V126H113ZM123 127H121L120 126V128H123ZM97 128V129H96ZM125 128V129H126ZM137 128L139 129V130H137ZM229 128V127H228ZM232 128V127H231ZM250 128V127H249ZM255 128V127H254ZM124 129V128H123ZM123 129H121V130H123ZM124 129V130H125ZM150 129L148 130V131H150ZM246 130L248 129V128H245ZM113 130V129H112ZM119 130V129H118ZM123 130V131H124ZM133 130V131H132ZM229 130V129H228ZM227 130V128H226V131L225 132H227L228 131ZM231 130V129H230ZM65 131H67V130H65ZM108 131H111V129H109ZM116 131H117V129H116ZM137 131H139V133L137 132ZM143 131V130H142ZM147 131V129H146V131L145 132H148ZM249 130H247V132H248ZM114 132V131H113ZM124 132H126V131H124ZM144 132V131H143ZM144 132V133H145ZM229 132V131H228ZM65 133V132H64ZM120 133V132H119ZM127 133V132H126ZM125 133V134H126ZM142 133V132H141ZM144 133H143V135H144ZM149 133V132H148ZM242 133V134H241ZM251 133V132H250ZM113 134V133H112ZM115 134V133H114ZM122 134V133H121ZM147 134V133H146ZM69 135V134H68ZM94 135L96 136V137H98V138H95L94 137ZM118 135V134H117ZM123 135V134H122ZM127 135V134H126ZM131 135H133V134H131ZM149 135V134H148ZM230 136V137H228L229 138V140H230V138H232L230 141H229V143H231V144H233L234 143V146L233 147H235L234 149H233V147L232 146H230L231 147V150L233 149V151H231L230 149L229 150H227L226 152H229V151H231L232 152V154L234 153H236L235 152V150L237 151V153H236V155H234L235 157H236V159H233V160H231L230 158H234V156L233 157H230L231 155H229V153H228V155L227 156H229L228 158H229V160H227V162L229 161V163H233V165L232 164H230L231 165V168H230V166H229V170H227L226 169V171H224L223 172V169H222V167H224L225 165H224V163H226V162H224V163H221V164H223L221 167H220V165L218 166V164L215 162L217 159L215 158V159H213V157H214V153H213V151H215V150H217V152L218 151H220V149L221 148H223V147H220V149L218 150V148H217V145H218V143L220 142L221 143V146L224 144L225 146H227V145H229V143H227V145H226V142H227V136ZM247 137H246V136ZM136 136V135H135ZM134 136V137H135ZM146 136V135H145ZM151 136V135H150ZM149 136V137H150ZM114 137H115V135H114ZM122 137V136H121ZM124 137V136H123ZM126 137H128V138H126ZM130 137V138H129ZM146 137H148V136H146ZM137 138V137H136ZM139 138H142V137H140L139 136ZM143 138H144V136H143ZM243 138V139H244ZM74 139H73V141H74ZM133 139V138H132ZM135 139V138H134ZM133 139V142L135 141ZM237 139V138H236ZM239 139V138H238ZM249 139V138H248ZM146 140V139H145ZM145 140H144V142L143 143H145ZM136 141L138 142V139H136ZM135 141V142H136ZM140 141H143V140H140ZM238 141V142H237ZM244 142H247L246 140L244 141ZM140 142H138V144H139ZM142 143V142H141ZM143 143H142V145H143ZM147 143V142H146ZM82 144V145H83ZM135 144H137V143H135ZM137 144V145H138ZM148 144L149 143H147V146H148ZM247 144V143H246ZM245 143H243L242 142V144L241 145H239L238 146V149H241V146L243 145H246ZM249 144V143H248ZM258 144V143H257ZM136 145V146H137ZM223 145V146H224ZM254 145H256V144H254ZM260 145V144H259ZM140 146H141V144H139V146H137V148H140ZM144 146H145V144H144ZM143 146V147H144ZM146 146V147H147ZM242 146V147H243ZM262 146H263V144H262ZM89 147V146H88ZM87 147V148H88ZM142 146H141V148H143ZM145 147V148H146ZM218 147H219V145H218ZM255 147V146H254ZM254 147L252 148V149H254ZM259 147H261V145L259 146ZM259 147L256 145V147H255V151L257 152V150H259ZM264 147V146H263ZM247 149L248 151L249 150H251L252 151V149ZM90 149V148H89ZM144 149V148H143ZM245 149H246V146H245ZM260 149H262V148H260ZM141 150V149H140ZM263 150V149H262ZM91 152V151H90ZM222 152H223V150H222ZM225 152V153H226ZM243 152H240V153H243ZM252 152H254V150L252 151ZM256 152H254L253 153V155L255 156L254 158H253V156L252 155H250L251 153H250V151H249V155L250 156H252V158H251V161H252V164L254 163L253 161H255V163L257 162V160L260 158V157H257V153L258 152H260V151H258L257 153ZM136 153H138V152H136ZM143 153H144V151H143ZM216 153V152H215ZM150 154H152V153H150ZM227 154V153H226ZM257 154V155H256ZM99 155V156H98ZM154 156H156L157 157V155H155V152H154V154H153ZM153 155H152V157H153ZM218 155H219V153H218ZM223 156H224V153L222 154ZM243 155H244V153H243ZM248 155V156H249ZM136 156V157H135ZM143 156V155H142ZM151 156V155H150ZM222 156V157H223ZM238 156H240L241 158L240 159H242V155H238ZM246 155H244V157H245ZM247 156V157H248ZM148 157V156H147ZM147 157H146V159H147ZM151 157V158H152ZM155 157V158H156ZM216 157V156H215ZM218 157V156H217ZM224 157H226V155L224 156ZM258 159H257V158ZM143 158V157H142ZM155 158H153V159H155ZM200 158V159H199ZM249 158V159H250ZM256 158V159H255ZM98 159V158H97ZM159 159H156V160H159ZM211 159H213V160H215V161H213V163H215V164H213L212 162H210L211 161ZM246 159V158H245ZM254 159V160H253ZM263 159H264V157H263ZM263 159H259L258 160V162L256 163V167H257V165H260L259 163V161H261V162H263L262 160ZM149 160V159H148ZM151 160V159H150ZM202 161V163H201V166L199 167H197V169L196 168H194L195 166H193V169H192V171H189V170H191V169H189V166L191 165L192 166V164L191 163H193V162H195V161ZM221 160H223V159H221ZM220 160V161H221ZM230 160H231V162H230ZM119 161V160H118ZM198 161L197 162H195V164L193 163V165H197L198 164ZM209 161V162H208ZM245 161H247L248 162V160H244V158H243V160H242V163L241 164H243V162H245ZM250 160H249V162H251ZM120 162H122V161H120ZM152 162V161H151ZM127 163V162H126ZM142 163H145L144 162V160L142 161ZM197 163V164H196ZM209 163H212L213 164V166H212V172L210 173V171L208 172V171H206L205 172V170H203V169H205L206 168V170H207V166L206 165H209ZM246 163V162H245ZM264 163V162H263ZM150 164V163H149ZM203 164H205V165H203ZM212 164H210V165H212ZM251 164V163H250ZM262 164V163H261ZM199 165V164H198ZM238 165V166H239ZM244 165H246V164H244ZM244 165H240L239 167L241 168V166L242 167H244L245 168V170H247L246 169V167L244 166ZM190 166V168H192ZM204 166H206V167H204ZM247 167H248V165H246ZM264 165L262 164V167H260V169H257L258 171H261L262 170V168H264L263 167ZM132 167V168H133ZM204 167V168H203ZM211 167V166H210ZM237 168L236 167V169H240V168ZM135 168H133V170L135 169ZM203 168V169H202ZM225 168V167H224ZM254 168H255V166H254ZM258 168V167H257ZM185 169H187V170H185ZM199 169V170H198ZM210 170V169H209ZM256 170V169H255ZM254 170V171H255ZM264 170V169H263ZM157 171V170H156ZM184 171H186V173L188 174V177H189V180L188 179H185V178H183V177H181L182 175H181V173H183ZM188 171V172H187ZM203 171H204V173H205V175H208V177L205 179V175L203 174ZM134 172H136L135 170H134ZM158 173H155V174H159L160 173V171H157ZM234 172H235V170H234ZM242 172H243V169H242ZM256 172V171H255ZM254 172V173H255ZM264 171H262L261 172V174L263 173ZM138 173V172H137ZM239 173H241V172H239ZM253 173V172H252ZM253 173V175L255 176L256 175V173L254 174ZM260 173V172H259ZM161 174V173H160ZM203 174V175H202ZM242 174V173H241ZM241 174H239V175H241ZM162 176H157L158 177V179L160 180V181H166V179L168 178L166 175H163V174H161ZM238 175V176H239ZM252 175V174H251ZM204 176V178H202V177ZM237 176V177H238ZM250 176V175H249ZM254 176H252L251 178L255 181V179H257V181L259 182V177H260V175H258V172H257V178H255L254 179ZM259 176V177H258ZM200 178H202V182H199V181H201V179ZM248 178V177H247ZM262 178H263V176H262ZM200 179V180H199ZM204 179V180H203ZM249 179V178H248ZM253 180H250V182L252 181V186H255L254 184H256V183H254V181ZM243 181V180H242ZM260 181H262L261 183H260V185L257 183L256 185H259V186H261V184H263L264 183V179L263 180H260ZM196 182V183H195ZM232 182H234V183H237L236 184V186H237V188L238 187H240V188H238L239 190L238 191H236L237 190V188H236V190H235V192H236V194H234V189H235V186H234V189L232 188L233 187V183ZM250 182H245L246 184H244V188L246 189V187L248 186V183H250ZM190 183L191 184H193L192 186H190ZM195 183V184H194ZM163 184V183H162ZM251 184V183H250ZM232 185V186H231ZM235 185V184H234ZM245 185H246V187H245ZM250 186V185H249ZM252 186H250V188H252ZM259 186H257V188H259L260 189V187ZM213 187V186H212ZM264 186L262 185V187H261V190H263L264 188H263ZM232 190H231V189ZM248 189H249V187H247ZM208 189H209V187H208ZM247 189V190H248ZM254 189H256V188H254ZM259 189H256V190H259ZM231 190V191H230ZM243 188H242V192H243ZM246 190V191H247ZM251 190V189H250ZM260 190V191H261ZM207 191V190H206ZM245 191V192H246ZM249 191V190H248ZM252 191V190H251ZM255 191V190H254ZM254 191H252L251 193H253ZM260 191H256L257 192V194L259 193L260 194ZM208 192V191H207ZM206 192V193H207ZM210 192H212L211 190H210ZM237 192L239 193L240 192V194L238 195L237 194ZM249 193H250V191H249ZM250 193V194H251ZM255 193V192H254ZM262 193H264L263 191L261 192V198L264 200V198L262 197ZM185 194V193H184ZM256 193L255 194H252L251 195V197L252 196H254V195H257ZM259 194H258V196H259ZM245 195H247V194H245ZM188 196V195H187ZM264 196V195H263ZM209 197V196H208ZM234 197H236V198H234ZM260 197V196H259ZM258 197V198H259ZM216 198V199H217ZM234 198V199H233ZM244 198H245V196H244ZM255 198H256V196H255ZM254 197H253V200H251V198H249L251 201H254V199H255ZM258 198H256V201H254V202H256V203H259L258 205H260V203L261 202H259V201H257L258 200ZM260 198V199H261ZM182 199H184V198H182ZM240 198H238L237 200H239ZM247 199V198H246ZM224 201V202H225ZM251 201H248L249 202V204L251 205V206H248V208L249 207H251V208H249L250 209V212H251V209L253 208V212H254V210H255V215H256V212L259 210V206H257L258 207V210H256L257 209V207L255 206V203H251ZM262 201V200H261ZM263 202L264 201H262V205H263ZM236 203H237V201H236ZM178 204V203H177ZM239 204H242V203H239ZM238 204V205H239ZM248 204V203H247ZM252 204L254 205V207H252ZM244 205V204H243ZM261 206V205H260ZM199 207H202V208H204V209H201V208H199ZM243 207V206H242ZM245 207V206H244ZM262 207V206H261ZM214 208V209H213ZM247 208V209H248ZM256 208V209H255ZM207 209V210H206ZM246 209V208H245ZM261 209V208H260ZM188 211V210H187ZM263 211H264V209H263ZM262 209H261V211L259 210V214H262ZM247 212H248V210H247ZM253 212H251V213H253ZM209 213V212H208ZM257 213V215H259ZM212 213H210V214H208V215H211ZM245 215V214H244ZM253 215H254V213H253ZM255 215H254V218H256V222L258 221V219L260 218V215L259 216H256L255 217ZM213 216V215H212ZM263 216H264V213H263ZM204 217L202 218V220H204ZM261 220L263 219V217H261L260 218ZM258 221V222H261L262 223V225L264 226V222H262V221ZM217 222V223H216ZM257 222V223H258ZM260 223V224H261ZM218 224V225H217ZM258 225V224H257ZM243 227V226H242ZM242 227H241V229H242ZM260 227H261V225H260ZM227 228V229H226ZM264 228V227H263ZM263 228H261V229H263ZM224 229H226V230H224ZM245 229V228H244ZM258 230V229H257ZM249 231V230H248ZM260 232V231H259ZM248 233H250V232H248ZM261 233V232H260ZM254 235V234H253ZM253 235H251V236H253ZM254 237H256V235L254 236ZM229 238V239H230ZM230 242V241H229ZM245 243V242H244ZM252 244V245H251ZM258 246H256V247H258ZM263 246V245H262ZM262 248H264V247H262ZM259 252H260V249L258 250ZM257 251V252H258ZM261 251H262V249H261ZM249 252V251H248ZM258 252V253H259ZM263 252H264V250H263ZM252 253V252H251ZM235 254V253H234ZM262 254V253H261ZM236 255V254H235ZM258 255V254H257ZM260 255V254H259ZM262 257V256H261ZM262 260V259H261ZM251 261V260H250Z\"/></svg>",
	"mask_w": 264,
	"mask_h": 264
}]
</instances>
